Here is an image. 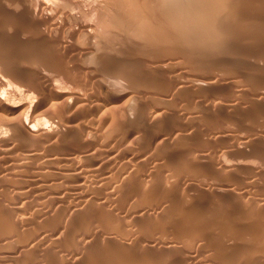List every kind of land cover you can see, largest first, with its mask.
Returning a JSON list of instances; mask_svg holds the SVG:
<instances>
[{
	"label": "rangeland",
	"instance_id": "374dc122",
	"mask_svg": "<svg viewBox=\"0 0 264 264\" xmlns=\"http://www.w3.org/2000/svg\"><path fill=\"white\" fill-rule=\"evenodd\" d=\"M2 1L3 0H0V16H1L0 18H2V19H0V22H2V23H0L1 24L0 25V30H1L0 31V33H1L0 34V39H1L0 40V47L2 49V51L0 50V52H2V55H4L5 57H8L9 56L8 57L9 59H11V58H13V59H16V58L20 59L19 58L20 57L19 55H21V57H22L25 53L27 54L28 52H30V51H26V49H28L29 47L30 48H36L38 46L37 48H39V50H40V47L42 45H45V44L47 45L48 44V43H45V42H49V40L51 39L49 36H53V35L52 34H47V33H54V30H50V27H51V24H50L51 22L49 23L50 19H49V21L48 20H45V19H43V20L41 19L42 21H39L36 17L35 18L33 17L34 19H31V16H33L32 13L36 9L34 7L35 6V2L34 3L32 2L34 0H32V1L31 0L30 1L29 0H20V2L23 3L22 6H21V4H18L19 6H15L14 4L9 3V1H7V0H5V2H2ZM54 1L57 2V4H58L57 6L55 5ZM77 1H80V0H73V1L70 0V2H72V4H74V6H73L72 4L66 5L69 2V0H67L66 2L64 1V3H61V4H60L61 1H59V0H53V1L52 0H43L44 4H46L44 6V8H43V11L45 12V11L48 10V13L47 12H45V13L46 14H49L50 13L49 15H51L54 12L59 13V16H61V17H58L57 16L59 19H57V18L55 19L56 16H54V15H58V14L55 13L53 15V19L56 20L55 22H58L59 21V23L61 22L62 24H64L65 27L67 25H69V23L71 22L70 28L72 26H73L72 28H74L75 27L74 24L76 26L78 25V24H76L77 21H80V20H82L84 18H87L85 16H88L87 19H89V20L86 19V21H93V23H95V28L93 26V29H96V28L99 29V31L94 30V32H97L98 33V34L96 33L97 36L95 35L96 37H94V38H97L98 37L97 40H99V41H97L95 39L94 40L95 41L94 43L96 44L97 42H99L98 46H101V44L103 46L105 44L103 47L106 46L105 49L107 48L106 49V52L107 53L105 52V49L104 48H103V51L105 52V57H106L105 58V61H106L105 63L107 64V66L104 65L105 64L104 62L103 63L102 62L101 63L98 62L99 63L98 66H101V67H98L96 65L98 63H96V61L94 60L93 61L94 62V65H96L97 68H100V69H97L96 66H95L93 68V70H94V72H92L93 74H90L91 76L89 75V76H87V78H85V79H88L89 77H91L90 80L88 79L89 81L86 80V82H88V83H84V84H88L89 87L91 86L88 89L92 93L88 89L86 91H89L90 95H89L88 92H83L82 91V90H85V89H82L79 92L82 95H84V93L85 94L87 93L89 95L87 98H91L90 96L93 93L96 94V95H98L97 93H99L101 91V92H103L104 95L100 92L101 95H99V96H101V97L104 98V99L102 98L104 105L106 104L107 106L109 105L108 107H110V105L113 104V105H115V106L112 105L113 108H115V107H118L119 108L118 111L121 110L120 108L122 107V109L124 111H127V113H128V110L127 109L130 108V105L133 106V107H135L138 110L141 108L140 109L141 112L136 111L137 112L136 113L137 115L135 114L136 117L133 116L136 119H134L133 117H130L129 118L128 117L129 116L128 114H126L127 116H125V112H123V110L119 112V115L122 114L121 112H123L124 113L123 116L125 118H129V120L137 121V122H135L133 124L131 123V124L132 125L138 124L139 127L137 125H134V126H136L134 128L131 127V124H129V123L127 124V122H132V121L126 120L123 117L122 118L124 120L123 119H119V117L122 116V115L118 116V114H117V117L118 118L117 119H114V118H116L114 116H116L115 114L117 112H114V114H110L111 113L110 109L112 108L111 107V108H109V110H105V112L106 111L107 112L110 111L109 114H106L105 115V123L106 124L104 123V126H103V130H104L105 127H108V129H106L108 131H105V133L106 132L107 133L106 134L104 133L105 135H107V136L104 135L105 137H107V140H105V137H104V140L106 142H103L104 140L101 137V135L93 134V135H95L94 136L95 138L94 139H90V140H93L91 142H92V144L93 143L94 144L90 146L91 147L90 149L87 148V147H85V148L83 147L82 148L83 150L80 148L82 150V152H81V150L80 149H77L78 147L76 146V151L73 152L72 148L70 149V148H68V146L70 147L72 145V142H73V144L78 143V141L77 142L74 141V139H77V138L75 136H68V135H66V139L68 137L69 140L66 141V139H64V141H63L64 143L62 142L61 144L66 145L65 148L67 147L68 149H60V151H58V153H55V157L60 158V156L63 155L62 157L65 158V157H68L69 155L72 157V154L71 153L68 154V152H71V151L73 153H76L77 151L80 150L79 152H81V155H85L84 150L86 148H87L86 150L89 151L90 154L92 153V151L95 153V150L98 151L99 153L101 151H105L106 150V152H108V154L105 152L104 154L106 156L105 155H99V156H102V157H99V160L102 159L103 157H105V159L107 158V156L110 157L109 156V152L111 154V157H113V158H114V156H113L114 153H117V152L119 153V154L118 153L115 154V157H116V155H118V157L116 159H113V158L110 159L109 163H108L107 160H105V164H103V165H105V167L101 166L102 169L105 168L104 171L102 169H100V167H99V169L98 168L96 169L97 170L96 171L97 172L96 174L101 173L100 175L98 174L99 177L97 176L98 178H96V180L100 178L99 179L100 181L99 180H97V181L96 180L91 181L92 180V177H94V176L88 177V180L91 179L90 180L91 183L89 184L90 189L88 187V192H85L87 195H89V196H86V198L89 200L88 197H91L92 196L93 198H90V200L93 201L94 198H99V197H97L99 195H97L95 197V195L99 191L101 193L102 191L104 192V190H105V194L104 195H103V192H102V194L98 193V194L102 195V196H100L102 198H99V199L101 201H104L105 200L103 202L104 203L103 205L101 204L102 202L99 201L100 203H98L97 201H95V200H98V199H95L94 200V203L93 202L91 203V202H88V200L84 199L85 197H83V199L86 200L87 203H84L85 205L82 204L83 201L81 202V200H82L81 194L83 196L84 193L81 192V194H80V191H79L80 188L78 189V187H79L78 185H79V181L80 182L82 181V183L85 182V181L83 182V180H82L85 175L82 176V179H81V176L76 177V178H80L81 179V180L78 179L77 181H76V178L75 177L71 178V181H70V179L62 178L60 173H63L62 170H63V167L64 166L62 168H60L62 166V161H58L59 159L55 158L53 160L52 157H54V154H52L53 153L52 151H54V150H51V153L50 154H49L50 151H47L46 150V152H48V153H47V155H46L45 158H47V159L42 158V157L41 158H34V161H32V164H34V165L32 167L30 165V167H29L30 169H28L29 171H31V172L28 171L29 175L24 172V178L26 177V179H28V183L29 184L26 182L27 184H26V186H24L25 183H23V187L20 186L21 188H19V189H23L24 188L26 190V193H22V192H25V190L24 191L23 190L20 191L18 189L19 190L18 193L19 194L21 193V196H22V197H20V198L18 197V198L20 200H23V199L26 200L27 199V202L25 201L26 203L25 202L22 203L24 205L21 204V202H23V201L18 200L17 197L15 199V197L12 194H11L12 196L7 195V196L12 197V198H6V196H5L6 194H3V191L7 193V191L11 189V184L6 183L5 181H3V182L0 181V185L3 186V188L0 186V188L3 189V191H1L0 197L1 196H3V197L5 196L3 199L6 198L5 200H7V201L9 200L11 203L13 202V206H11L10 202L9 203L7 202L8 204H6V203L4 204L3 202H6V201L2 200V197H1V200L3 202L0 200L1 203L4 205L3 206L2 204H0V206L2 205L0 207V211L3 213V214H1V212H0V216H2V215L4 216V217L2 216V218L0 217V223H1L0 224V226H1L0 233L3 232V234H0V264H67V263L68 264H71V263L72 264H100V263L101 264H108L110 262L111 263L114 262L113 264H117V263L118 264H124L123 262H125L127 260H129V262L127 261V262H125V264L132 263V262H133V264H148V263L149 264H151V263L152 264H211V263L212 264H254L259 259L260 260L258 261V263H255V264H264V250H263L264 249V244L262 245L263 247L261 246V244L264 243V231H262V230H264V138H263L264 137L263 136L264 135V98H262V97H264V95H262V94H264V67H263L264 66V54H263L264 51H262V50H264V38H263L264 37V33H262L261 30H259L261 28H263L262 31L264 30V24H263V22H264V8H263L264 7V0H238V2L235 1V2H237L234 5V7L236 6L235 9L237 8V6L239 8L241 6V8H240L241 10L240 9H236V10H238L237 11V14L239 13V15H240V16L239 15H236V16H238L237 17L238 19L235 18L236 16H233L232 17V15L231 16L230 15L229 16L228 15L227 16H221V15H219L220 17L218 16V19H215V20H217V23L216 24L217 25L219 24L217 26V28H219L220 31H221L220 34H219V32H217V34L220 35V36H222V37H220L218 35H216L217 37L215 35H212L213 36L212 37L211 35H209L206 38V36L204 35V37L202 36L203 38L201 40L199 38V40L201 41V42L199 41V43H203V44H199L198 42H196L198 40H195V42L194 41L190 42L191 45H190V43L188 44V42H183V43H186V44H183V46H182L181 43H182V41H184V39L181 37L180 39H183V40L181 41V43H179L178 42L179 40L176 39V37H175V36H178V38H179V34H180L179 31L181 29L180 26L182 24L180 25L178 23L176 25V26L179 25L178 28L176 26H175L176 27L175 28L174 27L175 24H174L173 26L170 27L169 30H172V28H173V30L171 32H175V35L174 36L170 35V31L169 30H167V33H166V34H168V35H170V36L173 37V42L171 44L172 39L170 38V36L167 35L168 38L171 39V40L167 39V40L170 41L171 47L168 45L169 44V41H167L168 44H167V42H165L166 41V39L164 38L165 35L164 36L161 35V37H163L162 39H160L161 38L160 36H159L160 38L159 37L156 38V39L159 38V40L160 41L162 40L161 42H164V43H161L159 40H156V41H153L154 44H153L152 41H151L152 43L150 41L147 42L146 41V37L143 38V40L146 41L145 43L142 42V39L139 40V38L136 37V36H132L133 38L130 37V34L131 33L129 34V32H134V31H132V29H134V25H137V23L134 22V21L137 20L136 10H135V13L136 14H134V12L132 13V10L135 9L133 0H129V3L132 1L133 4H131V5L134 6V9H131L130 10L131 12L129 11V15L126 16L125 18H123V17L126 14H128V12L126 14H123V12L125 13L124 10H127V7L129 6L128 5L129 4L128 3V0L127 1L121 0V1H124V2H122L123 8H122V6H121V8L118 7L120 5V3H121L120 0H116L118 2H116L115 0H111V1H115V2H112V3H111L110 0H101L102 3L100 2V0H99L100 3L99 2L96 3L97 0H91V1L85 0L86 2L84 0H81V2H77ZM82 1H84V2H82ZM106 1H109V2H106ZM138 1H140V0H138ZM160 1H163V3L166 2V4H167V0H165V1L164 0H159V1L153 0L152 2H155L154 4L156 6H159L160 4H158V3H161ZM250 1H251V3H250ZM125 2H126V5H124ZM28 3H30V4H28ZM48 3H51V4H48ZM103 3H105V4L103 5ZM83 4H85L86 6L83 5ZM93 4H95V5H93ZM100 4H101V7H100ZM111 4H113V5H111ZM27 5L29 7L32 6L31 9H29V7ZM50 5H52V6H50ZM62 5L67 6V9L65 8V6H62ZM90 5H91V7H90ZM109 5H110V8L111 9H108V8L105 9L106 7H104V6L109 7ZM144 5H145V3H144ZM161 5L158 7L159 9H161ZM165 5L162 6V9L163 10L166 7ZM251 5H252V7H251ZM259 5H263V7L260 6L259 7L260 9H258L257 6H259ZM13 6H14V8H13ZM24 6H26V7H24ZM87 6H89V7H87ZM94 6H96V7L94 8ZM97 6H98V8H97ZM1 8H3L4 10L1 9ZM23 8L25 9V12H24V9ZM53 8L56 9V11L52 12L53 11ZM91 8H94V9H91ZM21 9L23 11H21ZM26 9H28V10H26ZM64 9H65V14L66 13L69 14V15L66 14L67 16H72L71 14L75 13V14H73L72 18L70 17L72 20L68 19V17L64 14ZM77 9L79 10L78 12H76ZM81 9H83V10H81ZM98 9H100V10H98ZM118 9L121 10L120 13L116 12V11H118ZM18 10L21 11V12L19 13ZM59 10L62 11V13L59 12ZM88 10L89 11L92 10V11L89 12ZM142 10H144V12H145V9H142ZM150 10H148V11H150ZM3 11H5V12H3ZM15 11H16V13H15ZM38 11H39L38 13H42L43 12V11L41 12V8L38 9ZM49 11H51V12H49ZM98 11H99V13H98ZM101 11L102 12L104 11V12L102 13ZM106 11H108V12H106ZM148 11H146V12H148ZM1 12H3V13H1ZM44 12L42 14H44ZM151 12H149V14H143V15H146V16L147 15H150ZM160 12H162V10ZM11 13H13L14 18L11 15ZM22 13H23V15H25V14L26 15L23 16ZM79 13H80V15L78 16L77 14H79ZM89 13H90V15H87ZM101 13H102V15H100ZM106 13L108 15L110 14V16L105 15ZM130 13H132L133 15L130 16ZM243 13H244V15L245 14L246 15L244 16ZM19 14L21 16H19ZM81 14H82L83 17H81ZM113 14L114 15L116 14V16H114ZM120 14L123 15V17ZM232 14H235V13L233 12ZM6 15H8V16H6ZM96 15H97V17L99 19L96 18ZM112 15H113V17H112ZM118 15L121 16V17L119 18ZM134 15H136V18L133 17L135 19L132 18V16H134ZM257 15H259V16H257ZM62 16H64V17H62ZM74 16L76 17V19H75ZM102 16H103V18H102ZM106 16L108 17V19L106 18ZM9 17H11V19ZM25 17H27V18H25ZM115 17H118L119 19L122 18V21L120 22V26L121 27L119 26V23L117 21H115V19H116ZM130 17H131V19H129ZM228 17L229 18L232 17V18H230V20H229ZM65 18H67L70 21H68ZM78 18H82V19H78ZM110 18H113V19L115 18V19L113 20V19H110ZM126 18L129 19L128 20V23L130 21L133 24L132 26H131L130 23L128 25V23L126 21L127 20ZM242 18L243 19L246 18V19H249V20L245 21L246 20L245 19L244 21H242ZM5 19H7V20L5 21ZM12 19L13 20H17V21H13ZM35 19H37V20H35ZM73 19H74L75 22L73 21ZM151 19H154V16L152 18V15H151ZM256 19H258V20L256 21ZM259 19H261V20H259ZM23 20H24V23H23ZM10 21L13 22V23H11ZM43 21H48V22H43ZM123 21H125L127 24L125 25L123 23ZM5 22H7V23H5ZM8 22H10L11 24H9ZM33 22H34V24L37 23V25H40L42 28L41 27L37 28L38 26L36 28H34V24L33 25H30ZM219 22H221V23H219ZM222 22H224V23H222ZM241 22H243V23H241ZM87 23L91 24L92 22L91 23L90 22H87ZM122 23L124 25L123 27L121 25ZM234 23L237 24L236 27L237 26L238 27L239 26H244V24H245V28L247 27L246 29H250V28L251 29L250 30H245L244 27H242V28L239 27V29H238V27L237 28L235 27V24ZM101 24H103L104 26L101 25ZM115 24H117V25H115ZM221 24H224V25H221ZM231 24H233V26L235 27V28H233V30L235 29L234 32L232 31V28L231 27H233V26ZM257 24H258V26H257ZM18 25H20V26H18ZM24 25H27L25 28H26V30L29 29L28 31L25 30ZM91 25H93V24H91ZM112 25H114V26H112ZM189 25H192V26L191 27L190 26H187L188 29L186 28V26H184V24L182 25L183 27H185L187 29V31L189 30L188 31L189 33H188L186 31V29L184 28V30L186 31V34H184L185 31H183L184 32L183 33L184 35H187L188 34L190 36L191 35L194 36V34L197 35V33H200L201 31L207 29L206 28L207 25L202 24V22H200V21H199V24H194V26L197 25L200 28V26L203 25L202 28H200L201 31L198 30V27L197 28L194 27L193 24H189ZM248 25H250V27ZM253 25H255V27ZM44 26H47V27L43 28ZM110 26H111V28L109 29ZM118 26H119V28H118ZM126 26L127 27L128 26H131L133 28L130 30V28H127ZM224 26H225V28H224ZM203 27H205V28L203 29ZM227 27H230V28H228L229 30L227 29ZM259 27H261V28H259ZM46 28H48V31L43 30V29H46ZM52 28H54V27H51V29ZM64 28L62 30V33L64 31H67L68 30V29H64ZM120 28H122L124 30H122ZM135 28H137V27H135ZM174 28L176 30H174ZM3 29L5 31H3ZM15 29H17L19 31L15 30ZM30 29H33V30H30ZM39 29H41V30H39ZM177 29H179V30L177 31ZM236 29H238V30H236ZM243 29L245 30L244 32H243ZM256 29L258 30V32H257ZM6 30H8V32ZM9 30H11V31H9ZM22 30L26 34L23 33V32H21ZM34 30H37V34H36V32ZM42 30H43L44 34H41ZM49 30L51 32H49ZM109 30L111 31V33H110ZM192 30H194V32L197 31V33H193ZM222 30L224 31L223 33H222ZM226 30H228V31H226ZM31 31H32V34H31ZM190 31L192 32V34H191ZM247 31H253V32L250 33V32H247ZM3 32H5V33L2 34ZM33 32H34L35 36H38L39 38L38 37H34L33 36L34 35ZM101 32L103 33L104 36L106 35L107 38L104 37L106 40L103 38V35H101ZM104 32H106V33L104 34ZM124 32H125V35H127V33H128V35H127L128 37L127 36L125 37V35H123ZM177 32L179 34H177ZM246 32L249 33V34L246 35ZM259 32H261V33H259ZM7 33H11V34H7ZM67 33H69V31ZM107 33H109V34H107ZM114 33H116V34H114ZM235 33H237V34L235 35ZM243 33H245V34H243ZM12 34H14L16 37L14 36V38H13V35ZM19 34H21V35H19ZM28 34H31V35H28ZM38 34L43 35V36L40 37V35H38ZM46 34L49 35L48 36L49 38L46 36ZM133 34H131V35H133ZM171 34H174V33H171ZM228 34L230 36L231 35H233V36L230 37ZM251 34L253 36L255 35V37L253 38ZM258 34H260V35H258ZM3 35H6V36L3 37ZM61 35L63 36V34H61ZM75 35H76V38L74 37ZM75 35L73 37H74V40H77V41H74L73 38H71L72 35L69 36L66 33L64 34L65 37L64 36L63 37L61 36V37L63 39V42H64V38H67L68 37L67 40L69 39L70 42H72L71 41V39H72L73 40L72 43H73L74 47H76V48L85 47L88 42L86 41V38H85V43H84V41H82V40H84L82 38V37H84V36H82V33L81 32L79 34L78 33H75ZM206 35H208V34H206ZM249 35H251V36L249 37ZM77 36L78 37L80 36V37L77 38ZM43 37H45V39ZM100 37H101V39H100ZM112 37L114 38L115 42L117 41L118 44L114 42V40H113ZM184 37H187V36H184ZM211 37L213 39H210ZM233 37H235V38H233ZM2 38H5V39H3L5 42H3ZM19 38H21V39L18 40ZM24 38H26L27 40H25ZM41 38H43V40ZM232 38L233 39H236V40H232L233 43L231 41ZM260 38H261V40H260ZM9 39L10 40L13 39V40L10 41ZM28 39L30 41H28ZM46 39L48 41H44ZM120 39H121V41H120ZM125 39H127V40H125ZM147 39L148 40H153L154 38H152V39L147 38ZM242 39L244 40V42L243 41H240ZM14 40L16 42L15 44H14ZM35 40H37V41H35ZM67 40H65L66 41L65 43H67ZM107 41H110V42H107ZM139 41H141V42H139ZM219 41H221L220 42L221 44L220 43H217ZM238 41L240 42L241 45L239 43L237 45V42ZM253 41H255V42H253ZM29 42H33V43L31 44ZM41 42H42V44H41ZM82 42L84 43V45H82ZM129 42L132 43V45ZM137 42H139V43H137ZM158 42L160 44H158ZM204 42H206V43H204ZM234 42H236V43H234ZM26 43L28 45H25ZM75 43L80 44V45H77ZM121 43L124 44V47H123V45ZM6 44L7 45H11L13 47L15 46V47L13 48V47H10L9 46L12 49L8 50L9 48L7 47ZM12 44H14V45H12ZM35 44H37V45H35ZM135 44H137V45H135ZM141 44H145V45H143V48L144 49L142 48V45ZM177 44L180 46V48H178V45ZM195 44L199 45V47L196 46ZM210 44H211V46H210ZM228 44H230V45H228ZM250 44H253V45H250ZM254 44L257 46V49L258 50L257 49H254V51H253V47L255 46ZM16 45H18L17 48H16ZM149 45L151 46V48L149 47ZM185 45L188 46V47H186ZM201 45H203L204 47L203 48L200 47ZM260 45H262V48H261ZM4 46H5V48H2ZM22 46H23V49L24 50L21 48ZM31 46H34V47H31ZM45 46H44V48H45ZM128 46L130 47V49H129ZM133 46H135V47H133ZM192 46L195 47V48H193ZM213 46H215V47H213ZM227 46H228V48H227ZM232 46L233 47H236V48L241 46L242 48L241 47L240 48H237L238 49L237 50V49L233 48ZM256 46L254 48H256ZM41 48H43V47H41ZM134 48H136L137 50L136 49L134 50ZM139 48H141L142 50L139 49ZM156 48L159 49V50H157ZM181 48H182V50H181ZM196 48H197V50H196ZM198 48H202V49H198ZM209 48H211V49H209ZM224 48H226V49H224ZM232 48L235 49V50H233ZM150 49H152V50L150 51ZM214 49H215V51H214ZM229 49H230V51H228ZM241 49H243V52H242ZM43 50H44V54L47 53V52L50 53V54H48V55H50V58H51V56H52V58L55 56L54 59L51 58L52 61H51V59H49V61H51L52 64L55 62L53 60H56V63L58 65L59 64H65V63L70 65L72 59H73V61L76 60V62H73L72 61L73 63H77V60L79 61V60H82V58H84L81 54L79 55V53L76 50H71V51L68 50L69 52L66 51L64 53L61 52V51L58 52L57 50H55L54 52L50 51V49H48L47 51L45 49H43ZM115 50H117V52ZM139 50H141V51H139ZM178 50H180L182 52H178ZM216 50L219 53H217ZM11 51H13L14 53L11 52ZM22 51H26V52H22ZM73 51H74V53H73ZM75 51L78 54H76ZM118 51H119V53H118ZM126 51H127V53H126ZM134 51H137V52H134ZM168 51H170V52H168ZM247 51H249V52L247 53ZM259 51H261V52L259 53ZM19 52H22V54H20ZM71 52H72V57L73 58H71L69 56V55H71L70 54ZM121 52H122V54H121ZM131 52H132V54H131ZM166 52H168V54ZM190 52H193V54L190 53ZM223 52H225V53H223ZM230 52L231 53L234 52V54H231ZM241 52H242V54H241ZM253 52H256V53L253 54ZM51 53H52V55H51ZM60 53H62V54L58 57V55ZM144 53H146V54H144ZM194 53L197 56H195ZM198 53H199V55H198ZM250 53H252V54H250ZM11 54L14 55V56H10ZM37 54L38 53H36L35 55H33V57L35 56L33 58L34 59L33 61L39 62L38 64L36 63L37 66L35 65L38 68L39 66L42 67L41 65L46 62L45 60H47L46 58L48 57V55H43V53L40 52V54H42V55L38 54V56L40 55L39 56L40 58L44 57V63H42L43 62V60H42L43 58L41 59L42 61L40 60L41 61V63H40V61L37 60V59H40L39 57H36ZM223 54H225L226 58H225V56L224 57L222 56ZM255 54H257V55H255ZM2 55H0V56L2 58H4ZM62 55L64 57H62ZM133 55L136 56L134 59L132 58ZM169 55H171V57H169ZM205 55H207V57ZM212 55H214L213 56L214 58L211 57ZM230 55L231 56L233 55L234 57L233 56L231 57ZM67 56H68V58H67ZM121 56H124V57H121ZM144 56H146V57H144ZM158 56H160L159 57L160 59L158 58ZM57 57L60 58V60L59 59H56ZM61 57L64 58L65 60H67V61L68 60H71V61H68L69 63L66 62V61L63 62L64 60H61ZM91 57H93V56H91ZM148 57H149V59H148ZM178 57H180V59ZM182 57H183V59H181ZM200 57H203V58H200ZM8 58H6V59H8ZM35 58H36V60H35ZM194 58H196V60ZM218 58L220 60L223 59V58H225V59H223V60L220 61ZM237 58H238V60H237ZM123 59L127 63L122 62V61H124ZM151 59L153 60V62H152ZM199 59H201V60H199ZM202 59H204L203 60L204 63L202 62ZM226 59H228V60H230L232 62H230V61L228 62V60H226ZM233 59H236L238 63L236 62V60H233ZM58 60L60 62L61 61L62 62L61 63H58L59 62ZM109 60H111V62ZM138 60H140V61H138ZM150 60H151V62H150ZM177 60H179V61H177ZM183 60L186 61V62L184 63ZM205 60H207L206 63H205ZM259 60H261V61H259ZM134 61L136 63H139V64H137V65L134 64L135 63ZM164 61L167 62V63H165ZM197 61H199V62L197 63ZM90 62H91V58H90ZM93 62H91V64L89 63L90 65H92L91 67L94 66L92 64ZM118 62L120 64H122V65H120ZM180 62H182V63H180ZM216 62L219 63V64H216ZM222 62L223 63L226 62V63L223 64ZM128 63H130V64H128ZM168 63H170V64H168ZM221 63L224 66H222ZM230 63L231 64L234 63V64L231 65ZM235 63H236V65H235ZM109 64L110 65L112 64V66H110ZM150 64H151V66H150ZM152 64H153V67H152ZM165 64H166V69H164L165 68ZM167 64H168V66H167ZM182 64H185V65H182ZM199 64L200 65H202V64L205 65L206 64V65L205 66H203V65L200 66ZM71 65H72V63H71ZM139 65L141 67V68H139L140 70L137 68V66L139 67ZM156 65H158V67H156ZM211 65L216 66V67H213ZM229 65H230V67H229ZM120 66H122V67L120 68V71H119V67ZM131 66H132V69L133 70L130 69ZM217 66H219V67L221 66V67L219 68ZM40 67L38 68V70L40 69ZM127 67H128V70L129 71H127V69H125ZM201 67H203V68H201ZM223 67H225L226 69L223 68ZM103 68L104 69L106 68V69L104 70ZM135 68H137V70ZM161 68H163V69H161ZM206 68H208L207 70L209 72L206 71V70H204ZM101 69H102V71H101ZM108 69H109V72L107 71ZM124 69L126 71H124ZM154 69H156V71ZM191 69H193V70H191ZM197 69H199V70H197ZM114 70H115L116 73L114 72ZM141 70H142V72H141ZM132 71H134V72L132 73ZM149 71H151V72H149ZM161 71H162V73H161ZM202 71H204V73L206 72L205 73L206 75ZM111 72H114V74L111 73ZM123 73H125V74H123ZM147 73H149V74H147ZM237 73H239V74H237ZM244 73L245 74L247 73L246 74V77H245V74ZM135 74H137V75L139 74V75L137 76ZM151 74L153 76L152 79L150 77ZM194 74H195V77H194ZM134 75H135V77H134ZM148 75H150V76L148 77ZM202 75H203V77H202ZM25 76L27 78H31L32 77V76L28 77L29 75H27V74H25ZM102 76H103V78H102ZM115 76H117L118 78L115 77ZM123 76H125V77H123ZM128 76H129V79H125ZM105 77L109 78L110 80L107 79V78L105 79ZM112 77H114V78L112 79ZM205 77H207V78H205ZM209 77H211V78H209ZM96 78L98 80H96ZM99 78H101L102 80L99 79ZM122 78H123V80H122ZM143 78H145V79H143ZM148 78H149L150 83H149V81H147ZM153 78H155V79L158 78V80L157 79L156 80L159 81L160 83H158L155 79H154L155 80L154 81ZM185 78H186V81H185ZM190 78H192V79H190ZM214 78H215V80H214ZM238 78H239V80H238ZM117 79L120 82L122 81L121 84H119V82L117 81ZM167 79H171L173 81H170V80H167ZM174 79H176L175 80L176 82L174 81ZM196 79H198V80H196ZM212 79H213V81H212ZM134 80H137V81H135L136 83L135 82H132ZM191 80H192V82H191ZM210 80H211V82H210ZM58 81L60 82L59 79H58ZM99 81H101V82H99ZM129 81H131V82H129ZM196 81H198V83ZM233 81H234V83L236 81H238V82L240 81L239 82L240 83V86L237 87L238 89H236V87H234ZM104 82L106 84H103ZM183 82H185V83H183ZM204 82H206V85H203ZM126 83L129 84V85L127 86ZM155 83L156 84L158 83V85H156L157 87H153V86H155ZM189 83L191 85H189ZM195 83H197V84H195ZM200 83H201V85H198ZM241 83H243V84H241ZM58 84H61L62 85L61 82L58 83ZM111 84H113L114 86H112ZM116 84H118L120 86H118ZM133 84L134 85L136 84V85L133 86V87H130ZM144 84H146V85H144ZM137 85H138L139 89L134 88V87H137ZM86 86L87 85H85V88L88 87V86L87 87ZM161 86H162V88H161ZM175 86H177V87H175ZM200 86H201V88H200ZM59 87H60V85H59ZM64 87H65V85H64ZM64 87H62V88H64ZM94 87H96V89ZM113 87H115V88H113ZM240 87H242V89H240ZM101 88H103V90H101ZM112 88H113V90H112ZM123 88H126V89H123ZM132 88H134V90ZM154 88H155V90H154ZM178 88H179V90H177ZM182 88H184V89H182ZM166 89H167V91H166ZM168 89H169V91H168ZM197 89H199V90H197ZM122 90H123V92L118 93L119 91H122ZM94 91H96V92H94ZM114 91H115V94L116 95L113 94ZM173 91H175V92H173ZM193 91H196V93L193 92ZM106 92H107V94H106ZM137 92H139V93H137ZM109 93H110V95H109ZM160 93H162L163 95L160 94ZM254 94H256V95H254ZM164 97H165V99H164ZM260 97L263 100L260 99ZM162 98L165 101L164 100L162 101ZM256 98H258L259 100L256 99ZM158 99L161 101V105H159L160 101ZM210 99H214V100H210ZM213 101L214 102H217V103H214ZM150 102H151L152 105L149 104ZM211 102H213L214 104L211 103ZM156 103H157V105H155ZM207 103H209V104L207 105ZM227 103L228 104L232 103V104L229 105V106L227 105L228 108H226V104ZM153 104L156 107H154ZM106 105H105V107H106ZM163 105H165V106H163ZM206 105H207V107L209 106V108H207ZM46 106L47 105H44L41 109L43 110V108L46 107ZM141 106L143 108L147 107V108H145L147 110H148V108L149 109H156L157 106H159L157 108L158 109V112H160L162 110V112H161L162 114H160L161 116L158 117L157 120L154 119L155 120L154 122H152V121H146L145 119H143L146 122V123L145 122L143 123L141 117L144 116V113H145L144 110L145 109H143ZM198 106H200V108ZM51 107L52 106H50L48 108L49 111H52V110H50ZM53 107H55L56 109L58 108L57 106H53ZM108 107H106V108L108 109ZM123 107H125V108L127 107V108L125 109ZM204 107H206V109H203ZM55 108H52L54 110H53V112H50L51 114L56 111ZM85 108L86 107L79 108V110L75 111V115L74 116H77L78 118L77 119L75 118L76 121L74 120V123L75 122H78L79 119L81 120V118L85 122L86 119H89V117H91L92 114L91 115L86 114L87 117L86 116L84 117L82 115L85 112V110H86ZM82 109L83 110L85 109V110L83 111ZM200 109H202V110H200ZM48 110L47 111L44 110V111H46L47 113H49ZM114 110H117V109H113L112 111H114ZM143 111H144V113H143ZM46 112L45 113H42V112L40 113L38 111V113H40V115H38V116H41L42 114H46ZM76 113H79L82 116H80L79 114L76 115ZM142 114H143V116H141ZM137 116H140V117H137ZM111 119L117 120L119 122L121 120L120 123L123 122L122 123L123 124L122 129L124 127L125 130L123 129L124 131H122V129L120 128L121 127L120 125H122V124H120L119 122H116V121L114 122L113 120L111 121ZM82 122H81V125H82ZM112 122H114V123H112ZM141 122L143 124H145L146 126L149 123V127L144 126L143 124H141ZM150 122H151L152 125L150 124ZM111 123L112 124H116L117 123V125L119 126L120 129L118 130V126L115 125L114 127H117V131L116 130L115 131L114 130H111L112 128H109V126H111L110 125ZM77 124H80V123H77ZM75 126H76V123L73 126L74 127V130L75 129L78 130V128L80 127V125L77 126L78 128L77 127L75 128ZM126 127H127L128 131H126L127 130ZM137 127H138V129L140 128V130H141V131L139 130L141 132L140 134H139L138 130H136ZM133 129H135V130H133ZM111 131L115 132V135L114 136L117 135L116 138L115 137H112L113 138L112 139L110 137V136H113V134H114L113 132H112L113 134L109 136V134H111L110 133ZM120 131L122 133H119V136H118V133L117 132H120ZM133 131H134V133H133ZM123 132H124V134H123ZM182 132H184V133H182ZM178 133H179V136H178ZM122 134H123V138L121 137ZM169 135H172V136H169ZM175 135H176V137L174 138L173 136H175ZM97 136H99L98 139H97ZM72 137H75V138L73 139ZM156 137L158 139H155ZM164 137L167 138V139H164ZM121 138L123 140H125V141L121 140ZM150 138H152V140ZM159 138H160L161 141H163L160 144L156 143V142L159 141ZM130 139H132V141H130ZM168 139H169V141H168ZM172 139H174V140L171 141ZM70 140H72L71 141V145H69V143H67ZM99 140H100V143L103 142L104 145L106 143L105 146L103 144H101V145H103L102 148L104 147L105 149L104 148L103 149L102 148H99L101 146L99 144ZM113 140H115L114 142L116 144L113 142ZM164 140L167 143H169V144H167L166 142H164ZM243 140H245V141H243ZM107 141H110V142H107ZM127 141L129 143V145H128ZM151 141H152V143H151ZM161 141H159V142H161ZM240 141H241V143L244 146L240 144ZM117 142H119L120 144L118 145ZM122 142H124V143H122ZM130 142H133L134 144L133 143L131 144ZM97 145L99 146L98 147L99 149L96 147ZM121 145H124V146L128 145L129 147L126 146L127 149L125 148V151H124V147H121ZM130 145H132L131 147H133L134 150H133V148L130 147ZM45 146L46 147L44 149L42 148L40 151L45 150L50 145L45 144ZM162 146H164V147L162 148ZM166 146H168V147H166ZM242 146L245 149H243ZM93 147L94 148L96 147L95 150H92V149H94ZM154 147H156L157 149H159L158 147H161V148L159 150H157L156 148L154 149ZM128 148H130V151L128 150ZM168 148H169V150H168ZM174 148L176 149V151H174L175 150ZM100 149H101V151H100ZM153 149H154V151H153ZM67 150H68V152H66ZM167 150L168 151H172V152H168L169 154L168 153H165ZM61 151H62V153H61ZM63 151H64V153H63ZM87 151H86V153H87ZM134 151L137 154H135ZM54 152H57V151H54ZM111 152H113V153H111ZM59 153H61V155ZM152 153L155 154V155H153ZM162 153H164L165 155L164 154L162 155ZM180 153H182V154H180ZM58 154H59V157H58ZM96 154H97V152H96ZM170 154H171V156L168 157L167 155H170ZM81 155L79 153V155H76V156L73 155V156H75L74 157L75 159H78L77 156H81ZM137 155H138V157H137ZM195 155H197V156H195ZM139 156L141 158H143V159L141 160V158ZM179 156H181V158ZM190 156H193V159ZM133 157L134 158H139V159H134ZM197 157H198V159H197ZM155 158H157V159H155ZM172 158H173L174 161L171 160ZM182 158L184 160H182ZM194 158L196 159V162H195ZM147 159L150 161L148 164H147V161H146ZM220 159L223 160V161H221ZM128 160L130 162V165H128ZM143 160L146 163V167L147 166H150V167H147V169H145V167H144L145 164H144ZM75 161L76 162L78 161L77 164H75V166L76 165L78 166L80 164L78 166V169H80V167L81 166H84L85 163H87L89 160H84V158H83V161H85V163L84 162L82 163V161H80V160H75ZM75 161H73V163ZM79 162H81V163H79ZM111 162H113V164ZM114 162L117 163V164L118 163L120 164V165H117L118 168L116 167V164ZM123 162H124V164L122 165L121 163H123ZM238 162H241V163H238ZM179 163H182V164H179ZM228 163H229V165H228ZM152 164H153V166H152ZM175 164H177L178 168L176 167ZM124 165H127V166L125 168H123ZM167 165H168V167H167ZM219 165L220 166L221 165L222 166L224 165L223 167H225L227 169H224L222 166L220 167ZM71 166H68V167L72 168V171H73V169H76L77 168V167L75 168L74 166H73L74 167L73 168ZM128 166H130V167L128 168ZM169 166H171L173 170H171V167H169ZM232 166H234V167H232ZM131 167L136 168V170L134 171V169H132ZM151 168H153V169H151ZM174 168H176V169H174ZM231 168H232V170H231ZM78 169H76V170H78ZM122 169H124V170L126 169L125 170V173L122 172V171H124ZM131 169H132L133 172H131V171L128 172V170H131ZM98 170H100V171H98ZM149 170L153 171L154 173L151 172V171H149ZM72 171L70 170V174L73 173ZM102 171L105 172V173H103ZM118 171L121 172V174L118 173ZM26 172H27V170H26ZM57 172H59L60 175L58 174V175H56L57 176L56 177L55 174ZM126 172H128L129 174L126 173ZM134 172H135V174H134ZM142 172L144 174H140ZM147 172H149V174L151 176H153V177L151 178L150 175L148 176L147 175ZM172 172L175 173V174H173ZM123 173H124V175H122ZM131 173H133L135 175V177L133 178L134 180H132V181H131L132 178L130 177ZM87 174H88V172L86 173V175ZM116 174L119 177V178L118 177L115 178L116 180L119 179V181H120L121 178L123 177V179H122L123 182L124 183L126 182V185H125L126 187L125 188L121 186V188L116 189V191L117 190H121L120 191L121 193H122V191L123 192L125 191L124 193L126 195L127 192H129V191H132L133 192V190H134L135 193L132 194L131 192H129V195H131V196L135 195V196H133L132 198H130L131 197L130 196L128 198L129 195L128 196L122 195L124 193L119 194V195L116 196V194L120 193L118 191L115 192V193L113 192L115 195L114 194H110L111 193L110 190L116 188L114 186V185H116V183L114 181H112V182L108 181V178L110 179L111 178L110 176H114V175L116 177ZM127 174L129 176H126ZM133 174H132V176H134ZM188 174L191 177V179L188 176ZM164 175H165L166 178L165 177L163 178ZM120 176H122V177L120 178ZM167 176H170V178L167 177ZM0 177H2V176H0ZM70 177H72V176H70ZM102 177H103V179H102ZM148 177H150V178L149 179H145V178H148ZM3 178H0V180L1 179L3 180ZM55 178H57V179H55ZM58 178L60 179V182L58 181L59 180ZM61 178L63 180H65L67 184L68 183L70 184L72 182L71 185H74L75 188L73 186L66 185L65 184V181H63ZM125 178H128V179L130 178V180L125 179ZM26 179H25V181H27ZM124 179L126 181H124ZM141 179H143V180H141ZM152 179L154 181H152ZM156 179H160V180H156ZM172 179H174V180H172ZM5 180H7V179H5ZM88 180L86 179V182ZM112 180H114L113 177H112ZM127 180H128V182H127ZM62 181L64 182V184H63ZM90 181H88V183ZM143 181H145V182L147 181L148 183L146 182L147 184H145V182H143ZM151 181H152V184H151ZM7 182H10L11 183V180L10 181H7ZM100 182H103L105 184H103V186H100L99 187L98 185H102ZM142 182L146 186L143 185V187H141V185L143 184ZM3 183L5 185H3ZM98 183H100V184H98ZM124 183L121 184V185L124 186ZM75 184L77 186H75ZM111 184L115 188H112V185ZM155 185L158 186V187H156ZM5 186H8L9 188L8 187L6 188ZM152 186H155V187H152ZM161 186H162V188H161ZM96 187H98V188L96 189ZM101 187L103 189H101ZM136 187H139L140 189L139 188L136 189ZM142 188H144L146 191H143ZM156 188H157V190H156ZM90 190L93 193L92 192H89ZM106 190H108L110 193L108 191H106ZM126 190H129V191H126ZM136 190L139 191V193H140L139 195L137 194L138 191H136ZM141 190L143 192H145L144 193L145 195H143V192L142 193L140 192ZM225 190L228 193H226ZM148 191H149V193H147ZM229 191H231V192H229ZM94 192H96V193H94ZM106 192H108L107 195H111V196H107L106 195ZM157 192H159V193H157ZM236 192H239V193H236ZM78 193L80 195H77ZM232 193L235 196H233V195L231 196ZM9 194H10V192H9ZM24 194H27V195L25 196ZM36 194L38 196L40 194V195H42V197H37ZM158 195H159V197H158ZM103 196H105V198ZM122 196H124V199L122 198ZM141 196H144V197H141ZM36 197L38 199H36ZM110 197H111L112 200L109 199ZM114 197H115V201L113 200ZM116 197H119V198L117 199ZM145 197L147 198V200H144V199H146ZM79 198H81L80 201L78 200ZM103 198H104V200H103ZM106 198H107V200H106ZM126 198H127V200H125ZM34 199H36V200H34ZM116 199L118 201H116ZM245 199H247V200L245 201ZM29 200L31 201V203H30ZM120 200H123L122 201L123 204L120 203L121 202ZM106 201L108 202V204L105 203ZM111 201H114V202H111ZM75 202H76V205L73 204ZM96 202H97L98 206H104L105 209L103 207H96L97 206L95 204ZM112 203L115 204V205H117V206L114 205L116 207L115 210L113 209L114 207L113 208H110V207L113 206ZM119 203H120V205L122 207H120ZM19 204H21V205H19ZM72 204L75 205V207L78 204H80V205H78V206H80L82 208L81 211H80V213L83 211L84 206H87V208L89 207V210L86 211L87 208L85 207V210L83 211V213H81V214L79 213L80 215L78 213H76L77 215L74 214L76 216L73 215L72 217L74 219H72V217H71V219L73 221L72 224H75V227L74 228H71L70 230H68L70 228V226L72 225L71 223L67 225V223L71 222L69 220L70 218H68V213L71 210L75 209V207ZM88 204H90V205L95 204V205H92L93 207H90V205L88 206ZM6 205H8V206H6ZM71 205H72V207L70 208ZM108 205L110 207H108ZM78 206H77V208H79V210H80V207H78ZM146 206H147V208H146ZM150 206H151V208H149ZM66 207H68V208L66 209ZM117 207H118V209L119 208L120 209L117 210ZM69 209H71V210H69ZM132 209H134V210H132ZM218 209H219V211H218ZM63 210H65V211H63ZM105 210H107V211H105ZM112 210H114V212H112ZM242 210H244V211H242ZM11 211L14 212L15 214L12 213ZM117 211H119V212H117ZM143 211L144 212L147 211V212L144 213ZM241 211H242V213L243 212L244 213L242 214ZM63 212H66L64 214L67 217L66 219H68L69 221H67L65 219V216L64 217H61L64 214H60V213H63ZM97 212H98V214H97ZM135 212H137V213H135ZM141 212H143V214ZM250 212H251V214H250ZM18 213H19V215H18ZM88 213H89V215H88ZM101 213H103V214H101ZM104 213L107 214V215H105V218H106V216H108L107 219L104 218V216H103ZM182 213L185 214V217H184V214H182ZM235 213H236V215H235ZM59 214H60V217H58ZM95 214H97L98 216L95 217L94 216ZM110 214H112V215H110ZM119 214H120V216H123L125 219L123 217H120ZM121 214H124V215H121ZM133 214H134V216H133ZM138 214H139V216H138ZM227 214H229L231 216H229ZM22 215H24L25 217L26 216L27 217L29 216L30 218L27 221L28 222L27 224L24 223V224L21 225L20 228H18V230H17L18 233H17V231L15 229H13V227L10 228V226L8 225L10 223H8V222H11L12 221L11 224L13 226V224L15 223V221H13V220L14 219H17V218L21 219L19 216H22ZM100 215H102V216H100ZM126 215H127V217H126ZM180 215H182V216H180ZM11 216H12L13 219L11 218ZM14 216H16V217H14ZM85 216H89V218L92 219V220L90 221V219H88ZM90 216H94L95 220H93L94 218L93 217H90ZM189 216H191L192 218H190ZM243 216L244 217L247 216V217L244 218ZM257 216L259 217V220L256 219ZM57 217L60 220H57ZM180 217H181V219H180ZM235 217H236V219H235ZM10 218H11V220H10ZM63 218H64V220H63ZM75 218L78 221H76ZM97 218H98V220H97ZM99 218H104L105 221L102 220V219L99 220ZM120 218H122V219H120ZM248 218L249 219L251 218L250 221H252V222H250ZM19 219H18V222L20 221ZM84 219H86V220H84ZM206 219H208V220H206ZM209 219H211V220H209ZM212 219H215V221L216 220L217 221L212 223V221H213ZM244 219H246L247 221L244 220ZM7 220H10V221H7ZM65 220H66L67 223L60 225L61 226V228H60L59 227V224H58L59 222H57V221H60V223H61V222L65 221ZM88 220L90 222H87ZM108 220H111L113 223L111 221H108ZM242 220L244 222H246V223H244ZM5 221H7V222L5 223ZM54 221H55V224L56 225H54ZM239 221H242V222H239ZM237 222H239L241 225L239 223H237ZM249 222H250V225H249ZM110 223L112 225H115V226H112ZM220 223L223 224V225H225V226H223V225H222L223 227L222 226H219V225H221ZM4 224H6V226ZM181 224H183V225H181ZM246 224L248 226H246ZM65 225H67L69 228L66 227ZM178 225H180V226L178 227ZM189 225H193V226H191L192 228ZM208 225H209V228L207 227ZM3 226L5 227V230L7 229L6 231L3 230ZM54 226L55 227L58 226L60 229L58 227L56 229ZM77 226H79V229H78ZM181 226L186 231H182L183 229L180 228ZM204 226L207 227V228H205ZM242 226H243V229H242ZM249 226L252 227L253 229H251ZM64 227H66V228L63 230L62 228H64ZM185 227H187V228H185ZM195 227L196 228H199L198 231L200 233L199 232L198 233L195 232V231H197L195 229ZM221 227H222V229L220 230ZM21 228H22V230H20ZM83 228H85V229H83ZM188 228H190V230ZM259 228H261V229H259ZM8 229H11V230H8ZM75 229L76 230L78 229V231H76ZM80 229H81V231H79ZM205 229H207V230L205 231ZM208 229H210V230H208ZM249 229H251V231ZM1 230H2V232H1ZM13 230H15V231H13ZM179 230H181V231H179ZM191 230H194V231L191 232ZM224 230H225L226 233L224 232ZM9 231H10V233H9ZM53 231H55V232H53ZM60 231H62L61 233L64 232L63 233L64 235H61V236H60V234L58 235V233H60ZM213 231H214V233H213ZM204 232H207V233H204ZM216 232H217V234H216ZM37 233L39 235H37ZM53 233H54V235H52ZM190 233L194 234V237L195 238L192 236V239H191V234ZM78 234H80V235H78ZM200 234H202V235H200ZM223 234H224V236H223ZM33 235L34 236H38V237L35 238ZM56 235L58 237L60 236L61 239L60 238L59 239L58 238H55ZM71 235H73V236L74 235H77V237L76 236H74V237H76V239L77 240L79 239V240L78 241L75 240V238L73 236L70 237ZM86 235H88L89 237L86 236ZM187 235H189V236H187ZM204 235L207 236L206 237L207 240H205L206 238H205ZM216 235L220 236L221 239H220V237H218ZM257 235H258V237H257ZM200 236H201V238H205V239L199 238ZM211 236H213V237H211ZM225 236H227V237H225ZM238 236L241 238L240 241H239L240 238ZM255 236L257 237L256 239H254ZM79 237L86 238L87 239L86 241H88V239H90V240L88 242H86L85 239H81ZM214 237H218V238L215 239ZM230 238H233V239H230ZM252 238H253V240L255 242L252 240ZM29 239L32 240V241L31 240L30 241L33 242V244L36 242L34 246L32 245L33 247L32 246H30V247L27 246L28 248H31L32 247V249H30V250L29 249H25L27 247H25V245H24V243H26V240L29 241ZM33 239L34 240H38L40 242L34 241ZM80 239L82 240L81 242H83L85 246L83 245V247H81V248L78 249V247L82 246V244H83V243L81 244L79 242ZM195 239H196V241H195ZM210 239L212 240V242H211ZM218 239L221 240L222 243ZM71 240H74L76 242L72 241V242H74V243H72ZM185 240H186L187 243L185 242ZM191 240H192V242H191ZM234 240H235V242H234ZM224 241H226V242H224ZM77 242H78V244L79 243L80 244L76 247L74 244L75 243L77 244ZM152 242H153V244H152ZM245 242H249V243H245ZM169 243L170 244L173 243L172 245H174V244L175 245L171 248L172 245L169 246V247L167 246V245H170ZM198 243H200V244H198ZM218 243H220L221 245L218 244ZM225 243H227V245ZM26 244L27 245H30L31 243L29 244V242H28ZM159 244H162V245H159ZM190 244H193V245H190ZM208 244H210V245H208ZM213 244L214 245L216 244V246H214ZM254 244H256V245H254ZM88 245H90L91 247H88ZM150 245L153 246V248L150 247ZM189 245H190V247H189ZM94 246H96V247H94ZM196 246H198V247H196ZM211 246L213 247L214 250L212 249ZM259 246H260V248H259ZM23 247H25V248L23 249ZM92 247H93L94 250L92 249ZM191 247H192L193 250L191 249ZM231 247H233V248L231 249ZM105 248H108V249L106 250ZM187 248H188V250H187ZM80 249L81 250H84L85 255H84V253ZM96 249H99L100 251L99 250H96ZM113 249H115V251ZM116 249L118 250L117 252H116ZM123 249H125V250L123 251ZM256 249L258 251H256ZM90 251H91V253L89 254ZM101 251H102V253H101ZM126 251H128V252H126ZM188 251H191V253H189ZM195 251H198V252H195ZM218 251L221 252V253H219ZM223 251H225V252H223ZM71 252H74V254H75L76 257L79 256L80 253L83 256H79V258H78L79 260H78L77 258H74V256H72L74 254L71 253ZM76 252H79V253H76ZM95 252H96V254H95ZM118 252H120V253H118ZM122 252H124V253H122ZM125 253H126L127 256L125 255ZM100 254L102 256H99ZM107 254H109V255H107ZM118 254H120V255H118ZM131 254H132V256L135 255L134 258L132 256H130ZM216 254H217V256H216ZM237 254L240 255V256H238ZM220 255L222 257L224 256L222 261H221V258L222 257ZM241 255H243V256H241ZM69 256L71 258H74L75 263H73L74 261H71V258ZM85 256L90 257V258H87ZM105 256L107 257L106 259H105ZM125 256L127 257V259H125L126 258ZM212 256H214V257H212ZM228 256L229 257L232 256L231 259H229ZM258 256H260V257L257 258ZM91 257H93V258L91 259ZM139 257H141L142 259H139ZM185 257H187V258H185ZM241 257H242V259H241ZM249 257H252V258H249ZM67 258L68 259L70 258V261L71 262H69L67 260ZM85 258H87V259H85ZM109 258L110 259H113V262ZM114 258L116 260H119V261H114L115 260ZM120 258H122V259H120ZM131 258H133V259H131ZM136 258H138L141 263H139L138 259H136ZM211 258H214V259L212 260ZM218 258L220 259L219 262H218V260H219ZM93 259H94V261H93ZM95 259H97V260H95ZM98 259H99V262H98ZM100 260H102V261H100ZM66 261H68V262H66ZM85 261H88V263H85ZM244 261H246V262H244ZM78 262H81V263H78ZM94 262H96V263H94Z\"/></svg>",
	"mask_w": 264,
	"mask_h": 264
},
{
	"label": "bare ground",
	"instance_id": "6f19581e",
	"mask_svg": "<svg viewBox=\"0 0 264 264\" xmlns=\"http://www.w3.org/2000/svg\"><path fill=\"white\" fill-rule=\"evenodd\" d=\"M7 1H9V3H11V4H14L15 6H19L18 4H21V6H22V4L23 3H21L20 2V0H7ZM30 1V0H29ZM32 1V0H31ZM53 1V0H52ZM59 1H61L60 2V4L61 3H64V1L66 2L67 0H59ZM71 1H73V0H71ZM85 1V0H84ZM84 1H82V2H84ZM88 1H91V0H88ZM111 1V0H110ZM116 1V0H115ZM115 1H111V3L112 2H115ZM124 1H127V0H124ZM124 1H121L120 0V5L118 6V7H120L121 8V6H122V8H123V5H122V2H124ZM142 3H141V2ZM140 1H138V0H133V3H134V6H135V9H134V6H132L131 4H133L132 3V1L129 3V0H128V5L130 6H126L127 7V10H124L125 11V13L123 12V14H126L127 12H128V14H126L124 17H123V15H121L123 18H125L126 16H128L129 15V11L131 10V9H134V10H132V13L134 12V14H136L137 13V20L136 21H134L135 23H137V25H134V29H132L133 27H131L133 24L129 21V23L131 24V26H126L127 28H130V30L132 29V31H134V32H129V34L131 33V34H133V35H131L130 34V37L131 38H133L132 36H136V37H138L139 38V40L140 39H142V42H153V41H156V40H159V38L161 37V35L162 36H164V38L166 39V41L165 42H167V41H169V40H171L172 39V41H171V44H172V42H173V37L172 36H174L175 35V32H171L172 30H173V28H172V30H169L170 29V27L171 26H173L174 24V27L179 23L180 25L182 24H184V26H186V28H187V26H192V25H189V24H193V26H194V24H199V21L200 22H202V24H205V25H207V29H205V30H203L205 27H203V31H201L200 30V28H202V26H200V28L197 26V25H195L194 27H198V30H200L201 32L200 33H197V31L196 32H194V30H192L193 31V33H197V35H195L194 34V36L193 35H184V34H186V31H187V29L185 28V27H183L182 25L180 26L181 27V29H180V31H179V33L177 32V34H179V38H178V36H175L176 37V39H178L179 41V43H181V41L184 39V41H182V46H183V44H186V43H183V42H188V44L190 43V42H192V41H194L195 42V40H198V41H196V42H198L199 43V41L204 37V35L206 36V38H207V36H209V35H218L217 34V32H219V34H220V29L219 28H217V26L219 25H217L216 23H217V20H215V19H218V16L219 15H221V16H231L232 15V17L233 16H236V15H239V13L237 14V11L238 10H236V9H240L241 8V6H240V8L237 6V8L235 9V7H234V5L238 2V0H167V4H166V2L165 3H163V1H160L161 3H158V4H162L161 5V9H159L158 7L160 6H156L154 3L155 2H152L153 0H140ZM155 1H159V0H155ZM165 1V0H164ZM169 1V2H168ZM235 1H237V2H235ZM2 2H5V0H3ZM33 3L35 2V11L32 13V15L33 16H31V19H34L35 17L39 20V21H42L43 19H45V20H48L49 21V19H50V21H49V23L51 24V27H54V28H52L51 29V27H50V30H54V33H47V34H52L53 36H49V35H47L46 34V36L48 37H50L51 39L49 40V42H45V43H48L46 46L45 45H42L41 47H43V48H41L40 47V50H39V48H37L36 46V48H30L29 46V48L28 49H26V51H30V52H28L27 54L25 53L22 57H21V55H19L20 57V59H18V58H16V59H13V58H11V59H9L8 57H5L4 55H2V52H0V55H2L4 58H2L1 56H0V176H2V177H0V178H3V180L1 179L0 181H5L6 183H8V184H11V189L10 190H8L7 191V193L6 192H4L3 191V189H1L0 190V194H1V191H3V194H6L5 196H6V198H12V197H9V196H7V195H10V196H14L15 197V199H16V197H17V199L18 200H20L19 198L20 197H22L21 196V193L19 194L18 192H19V190L20 191H24L25 189L23 188V189H19V188H21V187H23V183H25V185L24 186H26V184L28 183V179H26V177L24 178V172L26 173V174H28L29 175V173H28V169H30L29 167H30V165H31V167L34 165V164H32V161H34V158H45L46 157V155H47V153L48 152H46V150L47 151H50L49 152V154L51 153V150H54V151H57V152H54V151H52L53 153L52 154H54V157H52L53 158V160L55 159V158H57V157H55V153H58V151H60V149H68V148H72V150H73V152L74 151H76V146L78 147L77 149H82L83 147L85 148V147H87V148H91L90 146L91 145H93L92 144V142L91 141H93V140H90V139H94L95 137V135H93V134H97V135H101V137L103 138V140H104V137L105 136H107V135H105L106 133H105V131H108V130H106V129H108V127H105L104 128V130H103V126H104V123H105V115L106 114H109V112L111 111V113L110 114H114V112H117L115 115L116 116H114V117H116V118H114V119H117L118 117H117V114H118V116H120V115H122V116H120L119 117V119H123V118H125L124 116H123V112H125V116H127L126 114H128L129 116V118L130 117H133V116H135V114L137 113L136 111H138V112H141L140 111V109L138 110V109H136L135 107H133V106H131L130 105V108L129 109H127L128 110V113H127V111H124L123 109H122V107L120 108L121 110H119L118 111V107H115V108H113V106H115V105H110V107H108L106 104V107H108V109L105 107V105H104V103H103V97H101V96H99V95H101L100 94V92L99 93H97L98 95H96V94H92L90 97L91 98H87L89 95H90V93H89V89L88 88H90L89 86H88V84H84V83H88V82H86V80L87 81H89L90 80V78L91 77H89L88 79H85V78H87V76H89L90 74H93L92 72H94V70H93V68L97 65H99V63H105L106 61H105V52H106V49H105V47H103L102 46V44H101V46H98V44H99V42H97V41H99V40H97V38H94V37H96L97 35H96V33L97 32H94V30H97V31H99V29L98 28H96V29H93V26H94V28H95V23H93V21H86V19L88 18V16H85V17H87V18H84V19H82V18H78V19H82V20H80V21H77L76 22V24H78L77 26L74 24V28H70V24H71V22L69 23V25H67L66 27L64 26V24H62L61 22L59 23V21L58 22H55L56 20H54L53 19V15L56 13V12H54V11H56V9H54L53 8V11L52 12H54V13H52L51 15H49V14H46L45 12H47L48 13V10L47 11H43V8H44V6L46 5V4H44V2H43V0H34V1H32ZM75 2V1H74ZM73 2V3H74ZM77 2H81V0L80 1H77ZM76 2V3H77ZM86 2V1H85ZM93 2V1H92ZM97 2H99V0H97L96 1V3ZM100 2L102 3V1L100 0ZM99 2V3H100ZM104 2V1H103ZM106 2H109V1H106ZM116 2H118V1H116ZM235 2V3H234ZM263 2V1H262ZM261 2V3H262ZM46 3V2H45ZM54 3H55V5L57 6L58 4H57V2H55L54 1ZM89 3V2H88ZM144 3H145V5H144ZM240 3V2H239ZM250 3H251V1H250ZM254 3V2H253ZM4 4V3H3ZM28 4H30V3H28ZM44 4V5H43ZM48 4H51V3H48ZM66 4V3H65ZM69 4H72V2H70V0H69V2L66 4V5H69ZM87 4V3H86ZM105 3H103V5H104ZM117 4V3H116ZM124 4V3H123ZM157 4V5H158ZM166 6L165 7V9L163 10L162 9V6H164V5ZM247 4V3H246ZM7 5V4H6ZM73 6H74V4H72ZM71 5V6H72ZM83 5H85V4H83ZM93 5H95V4H93ZM107 5V4H106ZM111 5H113V4H111ZM124 5H126V2H125V4ZM253 5V4H252ZM252 5H251V7H252ZM3 6V5H2ZM8 6V5H7ZM28 6V5H27ZM50 6H52V5H50ZM62 6H65V5H62ZM86 6V5H85ZM246 6V5H245ZM260 6H262L263 7V5H259V6H257L258 7V9H260L259 7ZM24 7H26V6H24ZM29 7V6H28ZM32 7V6H31ZM31 7H29V9H31ZM49 7V6H48ZM83 7V6H82ZM87 7H89V6H87ZM90 7H91V5H90ZM93 7V6H92ZM96 6H94V8H95ZM100 7H101V4H100ZM104 7H106L105 9H111L110 8V5H109V7H107V6H104ZM112 7V6H111ZM117 7V6H116ZM115 7V8H116ZM117 7V8H118ZM250 7V6H249ZM255 7V6H254ZM7 8V7H6ZM13 8H14V6H13ZM41 8V12L43 11L44 12V14H42V13H38L39 11H38V9H40ZM47 8V7H46ZM60 8V7H59ZM58 8V9H59ZM65 8L67 9V6H65ZM72 8V7H71ZM81 8V7H80ZM94 8H91V9H94ZM97 8H98V6H97ZM103 8V7H102ZM245 8V7H244ZM264 8V7H263ZM1 9H3V8H1ZM8 9V8H7ZM20 9V8H19ZM24 9V8H23ZM57 9V10H58ZM74 9V8H73ZM88 9V8H87ZM90 9V8H89ZM142 9H145V12H144V10H142ZM151 9V10H150ZM235 9V10H234ZM249 9V8H248ZM4 10V9H3ZM10 10V9H9ZM26 10H28V9H26ZM45 10V9H44ZM51 10V9H50ZM61 10V9H60ZM59 10V12H61L62 13V11H60ZM75 10V9H74ZM81 10H83V9H81ZM98 10H100V9H98ZM135 10H136V13H135ZM148 10H150V11H148ZM162 10V12H160V11ZM241 10V9H240ZM256 10V9H255ZM21 11H23L22 9H21ZM21 11H19L18 10V12L20 13ZM67 11V10H66ZM72 11V10H71ZM79 10L77 9V11L76 12H78ZM89 11V10H88ZM92 10H90L89 12H91ZM115 11V10H114ZM113 11V12H114ZM120 11L121 10H119L118 9V11H116V12H118V13H120ZM146 11H148V12H146ZM152 11V12H151ZM3 12H5V11H3ZM3 12H1V13H3ZM9 12V11H8ZM24 12H25V9H24ZM29 12V11H28ZM49 12H51V11H49ZM70 12V11H69ZM102 12V11H101ZM104 12V11H103ZM102 12V13H103ZM106 12H108V11H106ZM131 12V11H130ZM149 12H151L150 13V15H143V14H149ZM235 13V14H232V13ZM240 12V11H239ZM254 12V11H253ZM257 12V11H256ZM15 13H16V11H15ZM60 13V14H61ZM95 13V12H94ZM98 13H99V11H98ZM102 13L100 14V15H102ZM117 13V14H118ZM132 13H130V16L131 15H133ZM142 13V14H141ZM249 13V12H248ZM29 14V13H28ZM56 14H58V15H54V16H56L55 17V19L57 18V19H59L58 17H61V16H59V13H56ZM64 14H65V9H64ZM67 15H69L68 13H66ZM65 14V15H66ZM71 14V13H70ZM73 14H75V13H73ZM73 14H71L72 16H73ZM112 14V13H111ZM257 14V13H256ZM260 14V13H259ZM2 15V14H1ZM11 15L13 16V13H11ZM22 15H23V13H22ZM26 15V14H25ZM25 15H23V16H25ZM66 15V16H67ZM78 16L80 15V13L79 14H77ZM76 15V16H77ZM87 15H90V13L89 14H87ZM94 15V14H93ZM105 15H108L107 13L105 14ZM114 15V14H113ZM113 15H112V17H113ZM151 15H152V18H153V16H154V19H151ZM243 15H244V13H243ZM246 15V14H245ZM244 15V16H245ZM6 16H8V15H6ZM11 16V17H12ZM16 16V15H15ZM19 16H21L20 14H19ZM28 16V15H27ZM58 16V17H57ZM72 16H67L68 17V19H70V20H72L71 18H72ZM108 16H110V14L108 15ZM114 16H116V14L114 15ZM119 16V15H118ZM121 16H119V18L121 17ZM240 16V15H239ZM255 16V15H254ZM257 16H259V15H257ZM263 16V15H262ZM1 17V16H0ZM11 17H9L10 19H11ZM17 17V16H16ZM34 17V18H33ZM49 17V18H48ZM62 17H64V16H62ZM71 17V18H70ZM75 17V16H74ZM81 17H83L82 16V14H81ZM90 17V16H89ZM133 17H135L136 18V15H134V16H132V18ZM149 17V18H148ZM220 17V16H219ZM232 17H230V18H232ZM238 16H236L235 18H237ZM7 18V17H6ZM13 18H14V16H13ZM20 18V17H19ZM23 18V17H22ZM25 18H27V17H25ZM29 18V17H28ZM96 18H98L97 17V15H96ZM102 18H103V16H102ZM106 18L108 19V17L106 16ZM117 20H116V19ZM114 19H115V21H117L118 23H119V26H120V22L122 21V18L121 19H119L118 17H115ZM128 18V17H127ZM126 18V19H127ZM135 18H133V19H135ZM230 18L228 17V19L230 20ZM256 18V17H255ZM261 18V17H260ZM263 18V17H262ZM0 19H2V18H0ZM37 19H35V20H37ZM42 19V20H41ZM62 19V18H61ZM60 19V20H61ZM65 19H67V18H65ZM67 19V20H68ZM75 19H76V17H75ZM94 19V18H93ZM99 19V18H98ZM110 19H113V18H110ZM109 19V20H110ZM113 19V20H114ZM129 19H131V17L129 18ZM129 19H127L126 21H127V23H128V20ZM234 19V18H233ZM238 19V18H237ZM246 19V18H245ZM245 19H243L242 18V21H244ZM7 19H5V21H6ZM13 20V19H12ZM54 20V21H53ZM70 20H68V21H70ZM87 20H89V19H87ZM103 20V19H102ZM125 20V19H124ZM247 20H249V19H246L245 21H247ZM251 20V19H250ZM255 20V19H254ZM258 19H256V21H257ZM259 20H261V19H259ZM13 21H17V20H13ZM48 21H43V22H48ZM73 21H74V19H73ZM96 21V20H95ZM132 21V20H131ZM219 21V20H218ZM236 21V20H235ZM241 21V20H240ZM263 21V20H262ZM11 22V21H10ZM8 22L9 24H11V23H13V22ZM26 22V21H25ZM38 22V21H37ZM75 22V21H74ZM79 22V23H78ZM87 22H92L91 24H93V25H91V24H89V23H87ZM107 22V21H106ZM133 22V21H132ZM198 22V23H197ZM204 22V23H203ZM230 22V21H229ZM232 22V21H231ZM234 22V21H233ZM0 23H2V22H0ZM5 23H7V22H5ZM23 23H24V20H23ZM28 23V22H27ZM30 23V22H29ZM109 23V22H108ZM115 23V22H114ZM123 23L126 25L127 23L125 22V21H123ZM123 23L121 24L122 25V27L124 26L123 25ZM129 23H128V25H129ZM134 23V24H135ZM219 23H221V22H219ZM222 23H224V22H222ZM226 23V22H225ZM241 23H243V22H241ZM18 24V23H17ZM20 24V23H19ZM34 24V22L33 23H31L30 25H33ZM40 24V23H39ZM98 24V23H97ZM201 24V23H200ZM235 24V23H234ZM263 24H264V22H263ZM262 24V25H263ZM1 25V24H0ZM4 25V24H3ZM6 25V24H5ZM36 25V26H35ZM66 25V24H65ZM101 25H103V24H101ZM110 25V24H109ZM115 25H117V24H115ZM216 25V26H215ZM221 25H224V24H221ZM227 25V24H226ZM232 26H233V24H231ZM236 25L237 24H235V27H236ZM240 25V24H239ZM243 25V24H242ZM252 25V24H251ZM14 26V25H13ZM18 26H20V25H18ZM27 25H24V28L26 27ZM38 26V27H37ZM65 28H64V27ZM104 26V25H103ZM112 26H114V25H112ZM119 26H118V28H119ZM179 26V25H178ZM178 26H176L177 28H178ZM249 27H250V25H248ZM254 27H255V25H253ZM257 26H258V24H257ZM2 27V26H1ZM7 27V26H6ZM30 27V26H29ZM39 28V27H41L40 25H37V23L36 24H34V28ZM45 27H47V26H44L43 28H45ZM70 29H69V28ZM102 27V26H101ZM117 27V26H116ZM121 27V26H120ZM135 27H137V28H135ZM175 27V28H176ZM189 27V28H190ZM220 27V26H219ZM234 26L233 27H231L232 28V31L234 32V30H233V28H235ZM238 27V26H237ZM236 27V28H237ZM240 28H242V27H244L245 28V24H244V26H239ZM239 27H238V29H239ZM4 28V27H3ZM11 28V27H10ZM13 28V27H12ZM42 28V27H41ZM49 28V27H48ZM48 28H46V29H43V30H45V31H48ZM63 28L64 29H68L67 31H64L63 33H62V30H63ZM105 28V27H104ZM111 28V26L109 27V29ZM113 28V27H112ZM117 28V29H118ZM174 28V30H176ZM184 28L186 29V31L184 30ZM222 28V27H221ZM224 28H225V26H224ZM228 28H230V27H227V29ZM247 28V27H246ZM245 28V30H250V29H246ZM259 28H261V27H259ZM114 29V28H113ZM120 29H122V28H120ZM193 29V28H192ZM223 29V28H222ZM238 29H236V30H238ZM262 29L263 28H261V29H259V30H261V32L262 33H264L263 31H262ZM14 30V29H13ZM12 30V31H13ZM15 30H17V29H15ZM25 30H26V28H25ZM24 30V31H25ZM29 30V29H28ZM28 30H26V31H28ZM30 30H33V29H30ZM38 30V29H37ZM37 30H34L35 32H36V34H37ZM39 30H41V29H39ZM43 30H42V32H41V34H44V32H43ZM49 30V32H51ZM106 30V29H105ZM116 30V29H115ZM122 30H124V29H122ZM121 30V31H122ZM127 30V29H126ZM129 30V29H128ZM167 30H169L170 31V35H172V36H170V35H168V34H166L167 33ZM179 29H177V31H178ZM229 30V29H228ZM228 30H226V31H228ZM244 29H243V32L245 31ZM257 30V29H256ZM255 30V31H256ZM1 31V30H0ZM3 31H5L4 29H3ZM7 32H8V30H6ZM9 31H11V30H9ZM17 31H19V30H17ZM69 31V33L72 35H70L69 33H67ZM110 31V30H109ZM168 31V32H169ZM183 31H185V33L183 32ZM189 31V30H188ZM187 31V32H188ZM21 32H23V30L21 31ZM39 32V31H38ZM82 33V36H84V37H82L84 40H82V41H84V43H85V38H86V41L88 42L87 44H86V46L85 47H82V48H76V47H74V45H73V40H74V37L76 38V35H75V33ZM118 32V31H117ZM191 32V31H190ZM224 31L222 30V33H223ZM230 32V31H229ZM242 32V31H241ZM247 32H253V31H247ZM246 32V35L247 34H249V33H247ZM257 32H258V30H257ZM261 32H259V33H261ZM5 32H3L2 34H4ZM17 33V32H16ZM20 33V32H19ZM23 33H25V32H23ZM30 33V32H29ZM40 33V32H39ZM46 33V32H45ZM63 34V36H64V34L66 33V34H68L69 36H71V38H73V40L71 39V41L72 42H70V40L68 39L67 40V38H64V42H63V39H62V35L61 34ZM106 32H104V34H105ZM110 33H111V31H110ZM122 33V32H121ZM171 33H174V34H171ZM184 33V34H183ZM189 33V32H188ZM227 33V32H226ZM255 33V32H254ZM1 34V33H0ZM7 34H11V33H7ZM18 34V33H17ZM26 34V33H25ZM31 34H32V31H31ZM31 34H28V35H31ZM33 34H34V32H33ZM98 34V33H97ZM107 34H109V33H107ZM114 34H116V33H114ZM191 34H192V32H191ZM206 34H208V35H206ZM230 34V33H229ZM228 34V35H229ZM233 34V33H232ZM237 33H235V35H236ZM243 34H245V33H243ZM253 34V33H252ZM251 34V35H252ZM13 35V38H14V34H12ZM19 35H21V34H19ZM23 35V34H22ZM38 35H40V34H38ZM75 35V36H74ZM96 35V36H95ZM101 35H103V33L101 32ZM100 35V36H101ZM118 35V34H117ZM123 35H125V32L123 33ZM127 35H128V33H127ZM127 35H125V37L127 36ZM170 36V38H168V36ZM183 35V36H182ZM234 35V36H235ZM245 35V36H246ZM251 35H249V37L251 36ZM258 35H260V34H258ZM2 36V35H1ZM4 36H6V35H3V37ZM8 36V35H7ZM25 36V35H24ZM34 37H38V36H35V34L33 35ZM41 36H43V35H40V37ZM62 36V37H61ZM74 36V37H73ZM113 36V35H112ZM115 36V35H114ZM122 36V35H121ZM160 36V37H159ZM184 36H187V37H184ZM203 36V37H202ZM218 36H220V35H218ZM230 36V35H229ZM231 36H233V35H231ZM230 36V37H231ZM244 36V37H245ZM9 37V36H8ZM11 37V36H10ZM16 37V36H15ZM19 37V36H18ZM30 37V36H29ZM32 37V36H31ZM33 37V38H34ZM46 37V38H47ZM48 37V38H49ZM65 37V36H64ZM80 37V36H79ZM78 36H77V38H79ZM104 37H106V35L104 36L103 35V38ZM118 37V36H117ZM128 37V36H127ZM135 37V38H136ZM146 37V41L145 40H143V38H145ZM154 38L153 40H148L147 38H150V39H152V38ZM157 37H159L158 39H156ZM183 38V39H180V38ZM213 37V36H212ZM210 38V39H213V38ZM217 37V36H216ZM215 37V38H216ZM220 37H222V36H220ZM248 37V36H247ZM248 37V38H249ZM252 37L254 38L255 37V35L253 36L252 35ZM7 38V37H6ZM39 38V37H38ZM37 38V39H38ZM44 39H45V37H43ZM43 38H41L42 40H43ZM81 38V39H82ZM107 38V37H106ZM113 38V37H112ZM122 38V37H121ZM134 38V39H135ZM163 37H161L160 39H162ZM199 38H200V40H199ZM233 38H235V37H233ZM231 39V41L232 40H236V39ZM241 38V37H240ZM259 38V37H258ZM264 38V37H263ZM3 39H5V38H2V40ZM16 39V38H15ZM21 38H19L18 40H20ZM25 40H27L26 38H24ZM31 39V38H30ZM97 40L96 42V44L94 43L95 41L94 40ZM100 39H101V37H100ZM105 39V38H104ZM111 39V38H110ZM109 39V40H110ZM167 39H169V40H167ZM209 39V38H208ZM209 39V40H210ZM239 39V38H238ZM257 39V38H256ZM1 40V39H0ZM8 40V39H7ZM10 40V39H9ZM11 40H13V39H11ZM10 40V41H11ZM40 40V39H39ZM65 40H67V43H65L66 41ZM106 40V39H105ZM108 40V39H107ZM113 40H114V38H113ZM125 40H127V39H125ZM138 40V39H137ZM217 40V39H216ZM222 40V39H221ZM227 40V39H226ZM260 40H261V38H260ZM28 41H30L29 39H28ZM35 41H37V40H35ZM44 41H48L47 39L46 40H44ZM43 41V42H44ZM74 41H77V40H74ZM120 41H121V39H120ZM129 41V40H128ZM133 41V40H132ZM135 41V40H134ZM160 41V40H159ZM162 41V40H161ZM160 41V42H161ZM177 41V40H176ZM203 41V40H202ZM207 41V40H206ZM240 41H243L244 42V40L242 39V40H240ZM258 41V40H257ZM256 41V42H257ZM2 42V41H1ZM3 42H5L4 40H3ZM24 42V41H23ZM107 42H110V41H107ZM114 42H115V40H114ZM113 42V43H114ZM139 42H141V41H139ZM139 42H137V43H139ZM151 42V43H152ZM175 42V41H174ZM201 42V41H200ZM210 42V41H209ZM221 41H219V42H217V43H220ZM230 42V41H229ZM242 42V43H243ZM253 42H255V41H253ZM12 43V42H11ZM16 42H15V40H14V44H15ZM29 43H33V42H29ZM35 43V42H34ZM78 43V42H77ZM77 43H75V44H77ZM84 43L82 42V45H84ZM115 43H117V41L115 42ZM130 43V42H129ZM161 43H164V42H161ZM204 43H206V42H204ZM208 43V42H207ZM227 43V42H226ZM232 43H233V41H232ZM234 43H236V42H234ZM238 43L240 44V42L238 41L237 42V45H238ZM3 44V43H2ZM14 44H12V45H14ZM19 44V43H18ZM38 44V43H37ZM37 44H35V45H37ZM41 44H42V42H41ZM44 44V43H43ZM108 44V43H107ZM118 44V43H117ZM116 44V45H117ZM122 44V43H121ZM131 45H132V43H130ZM129 44V45H130ZM153 44H154V42H153ZM158 44H160L159 42H158ZM166 44V43H165ZM164 44V45H165ZM167 44H168V42H167ZM175 44V43H174ZM187 44V45H188ZM199 44H203V43H199ZM221 44V43H220ZM256 44V43H255ZM254 44V45H255ZM5 45V44H4ZM7 45V44H6ZM20 45V44H19ZM22 45V44H21ZM25 45H28L27 43L25 44ZM24 45V46H25ZM40 45V44H39ZM77 45H80V44H77ZM94 45V46H93ZM123 45V47H124V44H122ZM126 45V44H125ZM135 45H137V44H135ZM142 45V48H143V45H145V44H141ZM162 45V44H161ZM163 45V46H164ZM170 47H171V45H170V41H169V44H168ZM176 45V44H175ZM178 45V44H177ZM190 45H191V43H190ZM196 46H198L199 47V45H197V44H195ZM228 45H230V44H228ZM234 45V44H233ZM241 45V44H240ZM250 45H253V44H250ZM257 45V44H256ZM255 45V46H256ZM259 45V44H258ZM13 47V46H11V45H7V47L9 48L8 50H10V49H12V48H10V47ZM17 46L18 45H16V48H17ZM44 46H45V48H44ZM76 46V45H75ZM153 46V45H152ZM167 46V45H166ZM186 46V45H185ZM210 46H211V44H210ZM254 46V47H255ZM261 46V48H262V45H260ZM15 47V46H14ZM13 47V48H14ZM20 47V46H19ZM31 47H34V46H31ZM78 47V46H77ZM96 47V48H95ZM129 47V46H128ZM133 47H135V46H133ZM140 47V46H139ZM146 47V46H145ZM149 47L151 48V46L149 45ZM154 47V46H153ZM162 47V46H161ZM186 47H188V46H186ZM191 47V46H190ZM193 47V46H192ZM200 47H204L203 45H201ZM208 47V46H207ZM213 47H215V46H213ZM222 47V46H221ZM220 47V48H221ZM226 47V46H225ZM233 47V46H232ZM241 47V46H240ZM240 47H237V48H240ZM253 47V51H254V49H257V46H256V48H254ZM2 48H5V46L4 47H2ZM22 49H23V46L21 47ZM103 48L105 49V52L103 51ZM110 48V47H109ZM113 48V47H112ZM116 48V47H115ZM120 48V47H119ZM132 48V47H131ZM137 48V47H136ZM136 48H134V50L136 49ZM148 48V47H147ZM178 48H180V46L178 45ZM193 48H195V47H193ZM202 48H198V49H202ZM206 48V47H205ZM227 48H228V46H227ZM231 48V47H230ZM233 48H235V49H237L236 47H233ZM232 48V49H233ZM242 48V47H241ZM19 49V48H18ZM21 49V50H22ZM43 49H45L46 51L48 50V49H50V51H52V52H54L55 50H57L58 52L59 51H61V52H69V51H71V50H76L78 53H79V55L81 54L84 58H82V60H77V63H73V62H76V60L75 61H73V59H72V61L71 60H68V61H71V63H72V65H71V63H70V65L69 64H57L56 63V60H53V61H55L53 64L51 63V61H52V59H54L55 58V56L52 58V56H51V58H50V55H48V54H50V53H45L44 54V50ZM114 49V48H113ZM124 49V48H123ZM129 49H130V47H129ZM128 49V50H129ZM139 49H141V48H139ZM144 49V48H143ZM157 49V48H156ZM208 49V48H207ZM209 49H211V48H209ZM224 49H226V48H224ZM235 49H233V50H235ZM260 49V48H259ZM0 50L2 51V49H1V47H0ZM5 50V49H4ZM24 50V49H23ZM69 50V51H68ZM137 50V49H136ZM142 50V49H141ZM141 50H139V51H141ZM152 49H150V51H151ZM157 50H159V49H157ZM169 50V49H168ZM181 50H182V48H181ZM188 50V49H187ZM190 50V49H189ZM196 50H197V48H196ZM218 50V49H217ZM217 50H216V52H217ZM222 50V49H221ZM232 50V51H233ZM238 50V49H237ZM236 50V51H237ZM242 50V52H243V49H241ZM258 50V49H257ZM14 51V50H13ZM13 51H11V52H13ZM17 51V50H16ZM26 51H22V52H26ZM75 51V53L76 54H78L77 52ZM109 51V50H108ZM116 52H117V50H115ZM131 51V50H130ZM129 51V52H130ZM162 51V50H161ZM192 51V50H191ZM214 51H215V49H214ZM220 51V50H219ZM226 51V50H225ZM228 51H230V49L228 50ZM240 51V50H239ZM238 51V52H239ZM262 51H264V50H262ZM5 52V51H4ZM3 52V53H4ZM10 52V51H9ZM22 52H19L20 54H22ZM40 52H42L43 53V55H48V57L46 58L47 60H45L46 62L44 63V57H42V58H40L39 56L40 55H42V54H40ZM112 52V51H111ZM114 52V51H113ZM124 52V51H123ZM134 52H137V51H134ZM133 52V53H134ZM168 52H170V51H168ZM168 52H166L167 54H168ZM176 52V51H175ZM178 52H182V51H180V50H178ZM195 52V51H194ZM198 52V51H197ZM200 52V51H199ZM203 52V51H202ZM242 52H241V54H242ZM249 51H247V53H248ZM261 51H259V53H260ZM14 53V52H13ZM31 53V54H30ZM36 53H38V54H40L39 56H38V54H37V56L36 57H39L40 59H37V60H43V62L42 63H44V64H42L41 66L42 67H40V69L38 70V68L36 67L37 66V64L39 63V62H36V61H33L34 59V57H33V55H35ZM73 53H74V51H73ZM107 53V52H106ZM115 53V52H114ZM118 53H119V51H118ZM126 53H127V51H126ZM143 53V52H142ZM150 53V52H149ZM154 53V52H153ZM165 53V52H164ZM163 53V54H164ZM190 53H192L193 54V52H190ZM201 53V52H200ZM209 53V52H208ZM217 53H219V52H217ZM223 53H225V52H223ZM231 53V52H230ZM240 53V52H239ZM254 53H256V52H253V54ZM8 54V53H7ZM18 54V53H17ZM16 54V55H17ZM54 54V53H53ZM62 53H60L59 55H58V57L61 55ZM68 54V53H67ZM71 55H69L71 58H73L72 57V52L70 53ZM121 54H122V52H121ZM131 54H132V52H131ZM138 54V53H137ZM140 54V53H139ZM144 54H146V53H144ZM180 54V53H179ZM191 54V55H192ZM195 54V53H194ZM202 54V53H201ZM214 54V53H213ZM231 54H234V52L233 53H231ZM236 54V53H235ZM250 54H252V53H250ZM264 54V53H263ZM51 55H52V53H51ZM75 55V54H74ZM73 55V56H74ZM108 55V54H107ZM135 55V54H134ZM133 55V59L136 57V56H134ZM162 55V54H161ZM160 55V56H161ZM166 55V54H165ZM198 55H199V53H198ZM221 55V54H220ZM239 55V54H238ZM255 55H257V54H255ZM10 56H14V55H10ZM91 56H93V57H91ZM112 56V55H111ZM116 56V55H115ZM114 56V57H115ZM118 56V55H117ZM120 56V55H119ZM152 56V55H151ZM157 56V55H156ZM160 56H158V58L160 57ZM182 56V55H181ZM189 56V55H188ZM195 56H197L196 54H195ZM194 56V57H195ZM203 56V55H202ZM206 57H207V55H205ZM204 56V57H205ZM214 55H212L211 57H213ZM216 56V55H215ZM223 57L225 56V54H223L222 55ZM228 56V55H227ZM231 56V55H230ZM233 56V55H232ZM231 56V57H232ZM261 56V55H260ZM18 57V56H17ZM56 58V59H59L60 60V58ZM62 57H64L63 55H62ZM61 57V60H64L63 62H68L67 60H65L64 58H62ZM113 57V56H112ZM121 57H124V56H121ZM144 57H146V56H144ZM169 57H171V55H169ZM168 57V58H169ZM184 57V56H183ZM183 57L181 58V59H183ZM199 57V56H198ZM234 57V56H233ZM238 57V56H237ZM241 57V56H240ZM252 57V56H251ZM256 57V56H255ZM262 57V56H261ZM6 58H8V59H6ZM67 58H68V56H67ZM90 58H91V62H93L94 60L96 61V63H98V64H96V65H94V62L92 63L94 66L93 67H91L92 65H90L91 64V62H90ZM95 58V59H94ZM116 58V57H115ZM127 58V57H126ZM166 58V57H165ZM174 58V57H173ZM179 59H180V57H178ZM185 58V57H184ZM190 58V57H189ZM200 58H203V57H200ZM214 58V57H213ZM217 58V57H216ZM225 58H226V56H225ZM225 58H223V59H225ZM258 58V57H257ZM49 59H51V61H49ZM111 59V58H110ZM113 59V58H112ZM119 59V58H118ZM137 59V58H136ZM148 59H149V57H148ZM157 59V58H156ZM160 59V58H159ZM162 59V58H161ZM195 60H196V58H194ZM208 59V58H207ZM212 59V58H211ZM219 59V58H218ZM223 59H221V60H223ZM240 59V58H239ZM260 59V58H259ZM35 60H36V58H35ZM41 60V61H42ZM58 60V61H59ZM114 60V59H113ZM117 60V59H116ZM124 60V59H123ZM152 60V59H151ZM151 60H150V62H151ZM174 60V59H173ZM187 60V59H186ZM194 60V61H195ZM199 60H201V59H199ZM203 60L204 59H202V62H203ZM216 60V59H215ZM220 60V59H219ZM220 60V61H221ZM226 60H228V59H226ZM233 60H236V59H233ZM237 60H238V58H237ZM237 60H236V62H237ZM41 61H40V63H41ZM110 62H111V60H109ZM138 61H140V60H138ZM149 61V60H148ZM155 61V60H154ZM168 61V60H167ZM177 61H179V60H177ZM182 61V60H181ZM184 61V60H183ZM206 61L207 60H205V63H206ZM210 61V60H209ZM212 61V60H211ZM230 60H228V62H229ZM259 61H261V60H259ZM62 62V61H61ZM60 61L58 62V63H61ZM120 62V61H119ZM118 62V63H119ZM122 62H125V63H127L125 60L124 61H122ZM121 62V63H122ZM135 62V61H134ZM133 62V63H134ZM152 62H153V60H152ZM165 62V61H164ZM186 61H184V63H185ZM199 61H197V63H198ZM218 62V61H217ZM216 62V64H219V63H217ZM230 62H232V61H230ZM37 63V64H36ZM69 63V62H68ZM90 63V64H89ZM115 63V62H114ZM117 63V64H118ZM159 63V62H158ZM162 63V62H161ZM165 63H167V62H165ZM180 63H182V62H180ZM189 63V62H188ZM196 63V62H195ZM204 63V62H203ZM215 63V62H214ZM223 63V62H222ZM222 63H221V65H222ZM224 63H226V62H224ZM223 63V64H224ZM238 63V62H237ZM120 64V63H119ZM128 64H130V63H128ZM134 64H139V63H134ZM164 64V63H163ZM168 64H170V63H168ZM168 64H167V66H168ZM209 64V63H208ZM211 64V63H210ZM228 64V63H227ZM231 64V63H230ZM234 64V63H233ZM233 64H231V65H233ZM36 65V66H35ZM101 65V64H100ZM105 66H107V64L105 63L104 64ZM110 65V64H109ZM120 65H122V64H120ZM125 65V64H124ZM182 65H185V64H182ZM200 65V64H199ZM203 65V64H202ZM202 65H200V66H202ZM206 65V64H205ZM205 65H203V66H205ZM235 65H236V63H235ZM238 65V64H237ZM97 66H96V68H97ZM110 66H112V64L110 65ZM142 66V65H141ZM150 66H151V64H150ZM164 66V65H163ZM211 66H213V65H211ZM222 66H224V65H222ZM98 67H101V66H98ZM115 67V66H114ZM122 66H120L119 67V71H120V68H121ZM125 67V66H124ZM136 67V66H135ZM152 67H153V64H152ZM156 67H158V65H156ZM160 67V66H159ZM187 67V66H186ZM207 67V66H206ZM213 67H216V66H213ZM217 67H219V66H217ZM221 67V66H220ZM219 67V68H220ZM229 67H230V65H229ZM235 67V66H234ZM264 67V66H263ZM95 68V69H96ZM113 68V67H112ZM130 68V67H129ZM137 68L139 69V68H141L140 67V65H139V67L137 66ZM137 68H135L136 70H137ZM201 68H203V67H201ZM200 68V69H201ZM223 68H225V67H223ZM232 68V67H231ZM97 69H100V68H97ZM104 69V68H103ZM106 69V68H105ZM104 69V70H105ZM117 69V68H116ZM125 69H127V71H129L128 70V67L127 68H125ZM124 69V71H126ZM131 70H133L132 69V66H131V68H130ZM161 69H163V68H161ZM164 69H166V64H165V68ZM208 68H206V69H204V70H206V71H208L207 70ZM226 69V68H225ZM140 70V69H139ZM138 70V71H139ZM145 70V69H144ZM155 71H156V69H154ZM188 70V69H187ZM190 70V69H189ZM191 70H193V69H191ZM197 70H199V69H197ZM97 71V70H96ZM101 71H102V69H101ZM100 71V72H101ZM108 72H109V69L107 70ZM167 71V70H166ZM165 71V72H166ZM104 72V71H103ZM114 72H115V70H114ZM114 72H111V73H113L114 74ZM131 72V71H130ZM134 71H132V73H133ZM141 72H142V70H141ZM140 72V73H141ZM149 72H151V71H149ZM195 72V71H194ZM203 73H204V71H202ZM209 72V71H208ZM116 73V72H115ZM120 73V72H119ZM126 73V72H125ZM125 73H123V74H125ZM146 73V72H145ZM144 73V74H145ZM160 73V72H159ZM158 73V74H159ZM161 73H162V71H161ZM206 73V72H205ZM204 73V74H205ZM241 73V72H240ZM25 74H27V75H29L28 77H30V76H32L31 78H27L26 76H25ZM105 74V73H104ZM103 74V75H104ZM118 74V73H117ZM131 74V73H130ZM142 74V73H141ZM147 74H149V73H147ZM146 74V75H147ZM156 74V73H155ZM154 74V75H155ZM157 74V75H158ZM192 74V73H191ZM237 74H239V73H237ZM243 74V73H242ZM245 74V73H244ZM247 74V73H246ZM246 74H245V77H246ZM112 75V74H111ZM116 75V74H115ZM122 75V74H121ZM127 75V74H126ZM135 75H137V74H135ZM135 75H134V77H135ZM139 75V74H138ZM137 75V76H138ZM199 75V74H198ZM206 75V74H205ZM208 75V74H207ZM91 76V75H90ZM96 76V75H95ZM109 76V75H108ZM113 76V75H112ZM130 76V75H129ZM129 76L127 77V78H125V79H129ZM136 76V77H137ZM141 76V75H140ZM144 76V75H143ZM150 75H148V77H149ZM200 76V75H199ZM235 76V75H234ZM115 77H117V76H115ZM123 77H125V76H123ZM146 77V76H145ZM151 79H152V74H151ZM158 77V76H157ZM188 77V76H187ZM194 77H195V74H194ZM202 77H203V75H202ZM102 78H103V76H102ZM107 77H105V79H106ZM114 77H112V79H113ZM118 78V77H117ZM160 78V77H159ZM205 78H207V77H205ZM209 78H211V77H209ZM58 79L60 80V82L62 83V85L61 84H58V83H60L59 81H58ZM99 79H101V78H99ZM107 79H109V78H107ZM136 79V78H135ZM142 79V78H141ZM143 79H145V78H143ZM155 78H153V80H154ZM157 80H158V78H156ZM155 79V80H156ZM184 79V78H183ZM190 79H192V78H190ZM244 79V78H243ZM94 80V79H93ZM96 80H98L97 78H96ZM102 80V79H101ZM110 80V79H109ZM122 80H123V78H122ZM132 80V79H131ZM154 80V81H155ZM156 80V81H157ZM167 80H170V81H173V80H171V79H167ZM176 79H174V81H175ZM196 80H198V79H196ZM214 80H215V78H214ZM238 80H239V78H238ZM108 81V80H107ZM112 81V80H111ZM115 81V80H114ZM117 81L119 82V84H121V82L117 79ZM135 81H137V80H134V81H132V82H135ZM142 81V80H141ZM147 81H149V78H148V80ZM164 81V80H163ZM181 81V80H180ZM185 81H186V78H185ZM195 81V80H194ZM212 81H213V79H212ZM99 82H101V81H99ZM103 82V81H102ZM113 82V81H112ZM129 82H131V81H129ZM140 82V81H139ZM158 83H160L159 81H157ZM169 82V81H168ZM176 82V81H175ZM191 82H192V80H191ZM197 83H198V81H196ZM210 82H211V80H210ZM240 82V81H239ZM238 81H236L235 83H234V81H233V84H234V87H236V89H238L237 87L238 86H240V83H239ZM92 83V82H91ZM95 83V82H94ZM117 83V82H116ZM136 83V82H135ZM144 83V82H143ZM149 83H150V81H149ZM154 83V82H153ZM158 83L156 84L155 83V86H153V87H157L156 85H158ZM183 83H185V82H183ZM197 83H195V84H197ZM209 83V82H208ZM216 83V82H215ZM69 84V85H68ZM102 84V83H101ZM103 84H106L105 82L103 83ZM110 84V83H109ZM115 84V83H114ZM127 84V83H126ZM175 84V83H174ZM173 84V85H174ZM241 84H243V83H241ZM59 85H60V87H59ZM64 85H65V87H64ZM85 85H87L86 87L87 88H85ZM112 86H114L113 84H111ZM116 85H118V84H116ZM129 84H127V86H128ZM136 85V84H135ZM134 84L132 85V86H130V87H133V86H135ZM139 85V84H138ZM138 85H137V87H134V88H137V89H139V87H138ZM143 85V84H142ZM144 85H146V84H144ZM153 85V84H152ZM151 85V86H152ZM161 85V84H160ZM189 85H191L190 83H189ZM193 85V84H192ZM198 85H201V83L200 84H198ZM203 85H206V82H204V84ZM212 85V84H211ZM106 86V85H105ZM110 86V85H109ZM118 86H120V85H118ZM117 86V87H118ZM126 86V85H125ZM150 86V85H149ZM179 86V85H178ZM185 86V85H184ZM62 87H64V88H62ZM146 87V86H145ZM175 87H177V86H175ZM186 87V86H185ZM66 88V89H65ZM95 89H96V87H94ZM108 88V87H107ZM111 88V87H110ZM113 88H115V87H113ZM113 88H112V90H113ZM119 88V87H118ZM121 88V87H120ZM128 88V87H127ZM134 88H132L133 90H134ZM150 88V87H149ZM148 88V89H149ZM161 88H162V86H161ZM160 88V89H161ZM200 88H201V86H200ZM82 89H85V90H82ZM89 90V91H86V90ZM99 89V88H98ZM123 89H126V88H123ZM129 89V88H128ZM127 89V90H128ZM136 89V90H137ZM182 89H184V88H182ZM186 89V88H185ZM240 89H242V87H240ZM83 91V92H88L89 93V95L86 93H84V95H82L79 91ZM101 90H103V88H101ZM106 90V89H105ZM111 90V89H110ZM111 90V91H112ZM119 90V89H118ZM150 90V89H149ZM154 90H155V88H154ZM157 90V89H156ZM165 90V89H164ZM174 90V89H173ZM177 90H179V88L177 89ZM190 90V89H189ZM188 90V91H189ZM193 90V89H192ZM197 90H199V89H197ZM108 91V90H107ZM162 91V90H161ZM166 91H167V89H166ZM168 91H169V89H168ZM172 91V90H171ZM181 91V90H180ZM184 91V90H183ZM237 91V90H236ZM240 91V90H239ZM91 92V91H90ZM94 92H96V91H94ZM109 92V91H108ZM117 92V91H116ZM120 92H123V90L122 91H119L118 93H120ZM129 92V91H128ZM136 92V91H135ZM173 92H175V91H173ZM187 92V91H186ZM193 92H195L196 93V91H193ZM92 93V92H91ZM102 94H103V92H101ZM111 93V92H110ZM110 93H109V95H110ZM137 93H139V92H137ZM158 93V92H157ZM163 93V92H162ZM162 93H160V94H162ZM169 93V92H168ZM177 93V92H176ZM179 93V92H178ZM200 93V92H199ZM106 94H107V92H106ZM113 94H115V91H114V93ZM183 94V93H182ZM201 94V93H200ZM104 95V94H103ZM116 95V94H115ZM163 95V94H162ZM171 95V94H170ZM254 95H256V94H254ZM262 95H264V94H262ZM261 95V96H262ZM260 96V95H259ZM258 96V97H259ZM114 97V96H113ZM159 97V96H158ZM93 98V99H92ZM103 98V99H102ZM252 98V97H251ZM262 98H264V97H262ZM261 97H260V99H262ZM114 99V98H113ZM156 99V98H155ZM164 99H165V97H164ZM163 98H162V101L164 100ZM253 99V98H252ZM256 99H258V98H256ZM102 100V101H101ZM159 100V99H158ZM167 100V99H166ZM210 100H214V99H210ZM259 100V99H258ZM263 100V99H262ZM160 101V100H159ZM165 101V100H164ZM154 102V101H153ZM157 102V101H156ZM198 102V101H197ZM214 102V101H213ZM213 102H211V103H213ZM47 103V104H46ZM214 103H217V102H214ZM213 103V104H214ZM149 104H151V102L149 103ZM202 104V103H201ZM209 103H207V105H208ZM232 103H230V104H226V108H228L227 107V105L229 106V105H231ZM44 105H47L46 107H44L43 108V110L41 109ZM49 105V106H48ZM152 105V104H151ZM154 105V104H153ZM155 105H157V103L155 104ZM154 105V107H156ZM159 105H161V101H160V103H159ZM207 105H206V107H207ZM212 105V104H211ZM216 105V104H215ZM223 105V104H222ZM221 105V106H222ZM50 106H52L51 107V109L50 110H52V111H49L48 110V108L50 107ZM53 106H57L58 108L56 109L55 107H53ZM140 106V105H139ZM163 106H165V105H163ZM220 106V107H221ZM83 107H86L84 110H85V114L83 113L82 115L85 117L86 116V114H89V115H91V117H89V119H86V121L84 122L83 120H82V118H81V120L79 119L78 120V122H75L76 123V126H75V128L77 127V126H79L80 125V127L78 128V130L77 129H75L74 130V120L76 121V119L78 118L77 116H74L75 115V111H77V110H79V108H83ZM117 109V110H114V111H112L113 109ZM137 107V106H136ZM142 107V106H141ZM151 107V106H150ZM159 106H157V108H158ZM199 108H200V106H198ZM206 107H204L203 109H206ZM224 107V106H223ZM52 108H55L56 109V111L54 112V113H50V112H53V110L54 109H52ZM109 108H111L110 109V111L109 112H105V110H109ZM123 108H125V107H123ZM127 108V107H126ZM125 108V109H126ZM143 108V107H142ZM145 108H147V107H145ZM145 108H143V109H145ZM152 108V107H151ZM149 109L148 108V110L147 109H145L144 111H145V113H144V111H143V113H144V116H143V114L141 115V116H143V117H141L142 118V121H143V123L145 122L143 119H145L146 121H152V122H154L155 120L154 119H158V117H160L161 115L160 114H162L161 112H162V110L160 111V112H158V109ZM197 108V107H196ZM195 108V109H196ZM207 108H209V106L207 107ZM142 109V110H143ZM44 110H48V112L49 113H47L46 111H44ZM83 110V109H82ZM83 110V111H84ZM123 110V112H121L122 114H120L119 115V112L120 111H122ZM147 110V111H146ZM197 110V109H196ZM200 110H202V109H200ZM38 111L41 113H45L46 112V114H42L41 116H38V115H40V113H38ZM198 111V110H197ZM79 112V111H78ZM92 112V113H91ZM82 113V112H81ZM48 114V115H47ZM79 113H76V115H78ZM101 114V115H100ZM80 115V114H79ZM82 115H80V116H82ZM137 115V114H136ZM140 115V114H139ZM159 115V116H158ZM79 116V117H80ZM87 117V116H86ZM111 117V116H110ZM109 117V118H110ZM123 117V118H122ZM136 117V116H135ZM137 117H140V116H137ZM76 118V119H75ZM129 118H125L126 120H129ZM134 118V117H133ZM134 119H136V118H134ZM139 119V118H138ZM107 120V119H106ZM113 119H111V121H112ZM124 120V119H123ZM122 120V121H123ZM141 120V119H140ZM80 121V122H79ZM84 123H83V122ZM114 122L116 121V122H119V121H117V120H113ZM129 121H132V122H127V124L129 123V124H133V123H135V122H137V121H133V120H129ZM81 122H82V125H81ZM114 122H112V123H114ZM120 122H121V120H120ZM119 122V123H120ZM126 122V121H125ZM77 123H80V124H77ZM109 123V122H108ZM110 124L111 126H109V128H112L111 130H116L117 131V127H114L115 125L116 126H118L117 125V123L116 124ZM118 123V124H119ZM123 123V122H122ZM122 123H120V124H122ZM142 122H141V124H143ZM146 123V122H145ZM106 124V123H105ZM131 124V127H136V126H134V125H137L138 127H139V125L138 124H134V125H132ZM150 124H151V122H150ZM113 125V126H112ZM144 126H146L145 124H143ZM142 125V126H143ZM152 125V124H151ZM121 127V129H122V126H123V124L122 125H120ZM128 126V125H127ZM130 126V125H129ZM141 126V127H142ZM115 129H114V128ZM138 127H137V129L136 130H138V132H139V134L141 133L140 131V128L138 129ZM146 127H149V123H148V125L146 126ZM81 128V129H80ZM84 128V129H83ZM119 128V126H118V130L120 129ZM129 128V127H128ZM143 128V127H142ZM123 129H124V127H123ZM122 129V131H124ZM126 129H127V127H126ZM135 129H133V130H135ZM132 130V129H131ZM130 130V131H131ZM140 130V131H139ZM126 131H128V129L126 130ZM113 131H111L110 133L111 134H109V136L110 135H112L113 133V136H110L111 138L112 137H115L116 138V136H114L115 135V132H113ZM105 133V134H104ZM118 133V136H119V133H122L121 131L120 132H117ZM128 133V132H127ZM130 133V132H129ZM133 133H134V131H133ZM180 133V132H179ZM179 133H178V136H179ZM182 133H184V132H182ZM123 134H124V132H123ZM123 134L121 135V137L123 138ZM144 134V133H143ZM172 134V133H171ZM176 134V133H175ZM66 135H68V136H75L77 139H74L75 137H72L73 139H74V141L75 142H77L78 141V143H76V144H73V142H72V145H71V141L72 140H70L69 142H67V143H69V145H71L70 147L68 146V148L66 147L65 148V146L66 145H64V144H61L63 141H64V139H66ZM105 135V136H104ZM138 135V134H137ZM156 135V134H155ZM108 136V137H109ZM154 136V135H153ZM160 136V135H159ZM169 136H172V135H169ZM264 136V135H263ZM152 137V136H151ZM162 137V136H161ZM168 137V136H167ZM174 138L176 137V135L175 136H173ZM99 138V136H97V139ZM110 138V139H111ZM121 138V140H123ZM169 138V137H168ZM264 138V137H263ZM79 139V140H78ZM113 139V138H112ZM111 139V140H112ZM120 139V138H119ZM118 139V140H119ZM151 140H152V138H150ZM155 139H158L157 137L155 138ZM163 139V138H162ZM164 139H167V138H165L164 137ZM67 140H69V138L67 137V139H66V141ZM96 140V139H95ZM105 140H107V137H105ZM103 141V142H106V141ZM174 139H172L171 141H173ZM242 140V139H241ZM247 140V139H246ZM102 141V140H101ZM115 140H113V142H114ZM117 141V140H116ZM123 141H125V140H123ZM130 141H132V139H130ZM158 141V140H157ZM159 141H161L160 140V138H159ZM156 142V143H158V144H160V143H162L163 141H161V142ZM168 141H169V139H168ZM243 141H245V140H243ZM103 142L102 143H100V140H99V144L101 145V144H103ZM107 142H110V141H107ZM164 142H166L165 140H164ZM248 142V141H247ZM64 143V142H63ZM66 143V142H65ZM115 143V142H114ZM122 143H124V142H122ZM121 143V144H122ZM127 143H128V141H127ZM126 143V144H127ZM131 144L133 143V142H130ZM150 143V142H149ZM151 143H152V141H151ZM167 143V142H166ZM245 143V142H244ZM249 143V142H248ZM45 144H47V145H50L48 148H46L45 150H42V151H40L42 148L44 149L46 146H45ZM116 144V143H115ZM117 144L119 145L120 143L119 142H117ZM134 144V143H133ZM164 144V143H163ZM167 144H169V143H167ZM171 144V143H170ZM240 144L241 145H243L242 143H241V141H240ZM104 145V144H103ZM103 145H101L100 147L97 145L96 147L98 148H102V146ZM105 145H106V143H105ZM104 145V146H105ZM125 145V144H124ZM124 145H121V147H124V151H125V148H126V146H128L129 145V143H128V145H126V146H124ZM117 146V145H116ZM132 145H130V147H131ZM150 146V145H149ZM159 146V145H158ZM165 146V145H164ZM164 146H162V148L164 147ZM169 146V145H168ZM168 146H166V147H168ZM244 146V145H243ZM242 146V147H243ZM51 147V148H50ZM95 147V148H96ZM129 147V146H128ZM171 147V146H170ZM86 148V149H87ZM94 148V147H93ZM95 148L94 149H92V150H95ZM98 148V149H99ZM104 148V147H103ZM102 148V149H103ZM131 148H133V147H131ZM156 147H154V149H155ZM159 149L161 148V147H158ZM80 149V150H81ZM85 149V150H86ZM105 149V148H104ZM123 149V148H122ZM127 149V148H126ZM149 149V148H148ZM154 149H153V151H154ZM157 149V148H156ZM159 149H157V150H159ZM167 149V148H166ZM175 149V148H174ZM243 149H245L244 147H243ZM79 150V151H80ZM83 150V149H82ZM82 150H81V152H82ZM84 150V152H85V155H81V152H79V151H77L76 153H73L72 151L71 152H68V150L66 151V152H68V154H72V157L69 155L68 157H65V158H63L62 156L63 155H61V153H62V151H61V153H59L61 156H60V158H57V159H59L58 161H62V166L60 167V168H62L63 166V170H62V172L63 173H60L61 174V177L62 178H67V179H70V181H71V178H73V177H79V176H81V179H82V176H84L83 177V182L84 183H82V181L80 182L79 181V187H78V189L80 188V194H81V192L82 193H84L83 194V196H82V194H81V198H82V200H81V202H82V204L83 205H85L84 203H87V201L86 200H88L87 198H86V196H89V195H87L85 192H88V187H89V184L91 183V181H93V180H96V178H98L99 177V175L101 174V173H98V174H96L97 172V168L99 169V167H100V169H102L101 168V166H103V167H105V165H103V164H105V160H107L108 161V163H109V161H110V159H112L113 157H111V154H110V152H109V156L110 157H108L107 156V158L105 159V157H103L102 159H100L99 160V157H102V156H99V155H105L104 153L106 152V150L105 151H101V149H100V153L98 152V151H96L95 150V153L92 151V153L90 154L89 153V151H87V153H86V151ZM128 150L130 151V148H128ZM133 150H134V148H133ZM168 150H169V148H168ZM166 151L165 153H168V152H172V151ZM171 150V149H170ZM163 151V150H162ZM161 151V152H162ZM174 151H176V149L174 150ZM96 152H97V154H96ZM160 152V153H161ZM63 153H64V151H63ZM79 153H80V155L81 156H77L78 157V159H75L74 157L76 156V155H79ZM99 153V154H98ZM107 154H108V152H106ZM111 153H113V152H111ZM118 153V152H117ZM117 153H114L113 154V156H114V158L113 159H116L117 157H118V155H116V157H115V154H117ZM134 153H135V151H134ZM159 153V154H160ZM191 153V152H190ZM51 154V155H52ZM59 154H58V157H59ZM90 154V155H89ZM93 154V155H92ZM119 154V153H118ZM135 154H137V153H135ZM153 154V153H152ZM164 153H162V155H163ZM169 154V153H168ZM172 154V153H171ZM171 154L170 155H167L168 157L169 156H171ZM180 154H182V153H180ZM57 155V154H56ZM65 155V154H64ZM73 155H75V156H73ZM133 155V154H132ZM131 155V156H132ZM151 155V154H150ZM153 155H155V154H153ZM165 155V154H164ZM192 155V154H191ZM106 156V155H105ZM135 156V155H134ZM141 156V155H140ZM139 156V157H140ZM195 156H197V155H195ZM50 157V156H49ZM80 157V158H79ZM137 157H138V155H137ZM154 157V156H153ZM161 157V156H160ZM180 158H181V156H179ZM184 157V156H183ZM192 159H193V156H190ZM202 157V156H201ZM51 158V157H50ZM83 158H84V160H89L87 163H85V161H83ZM134 158V157H133ZM141 158V157H140ZM158 158V157H157ZM157 158H155V159H157ZM163 158V157H162ZM185 158V157H184ZM45 159H47V158H45ZM82 159V160H81ZM119 159V158H118ZM134 159H139V158H134ZM143 158H141V160H142ZM187 159V158H186ZM197 159H198V157H197ZM75 160H80V161H82V163L84 162L85 163V165L84 166H81L80 167V169H78V166L80 165H76L75 166V164H77V162L75 161ZM120 160V159H119ZM171 160H173V158L171 159ZM181 160V159H180ZM182 160H184L183 158H182ZM194 160H195V162H196V159L194 158ZM221 160V159H220ZM73 161H75L74 163H73ZM113 161V160H112ZM115 161V160H114ZM147 161V164L150 162L148 159L146 160ZM174 161V160H173ZM191 161V160H190ZM218 161V160H217ZM216 161V162H217ZM221 161H223V160H221ZM122 162V161H121ZM143 162H144V160H143ZM155 162V161H154ZM225 162V161H224ZM79 163H81V162H79ZM112 164H113V162H111ZM115 163V162H114ZM171 163V162H170ZM219 163V162H218ZM222 163V162H221ZM226 163V162H225ZM237 163V162H236ZM238 163H241V162H238ZM116 164V167H117V165H120L119 163L117 164V163H115ZM114 164V165H115ZM122 165L124 164V162L123 163H121ZM144 167H145V169H147V167H150V166H147L146 167V163L144 162ZM172 164V163H171ZM170 164V165H171ZM179 164H182V163H179ZM184 164V163H183ZM224 164V163H223ZM227 164V163H226ZM225 164V165H226ZM72 165V166H71ZM128 165H130V162H129V160H128ZM174 165V164H173ZM176 165V167L178 168V166H177V164H175ZM228 165H229V163H228ZM68 166H71V167H77L76 169H78V170H76V169H73V171H72V168H70V167H68ZM127 165H124L123 166V168H125ZM152 166H153V164H152ZM220 166V165H219ZM222 166V165H221ZM220 166V167H221ZM224 166V165H223ZM222 166V167H223ZM235 166V165H234ZM234 166H232V167H234ZM237 166V165H236ZM68 167V168H67ZM73 167V168H74ZM95 167V168H94ZM115 167V168H116ZM130 166H128V168H129ZM167 167H168V165H167ZM169 167H171V166H169ZM118 168V167H117ZM132 169H134V171L136 170V168H133V167H131ZM183 168V167H182ZM192 168V167H191ZM224 169H227V168H225V167H223ZM132 169L131 170H128V172L129 171H131V172H133L132 171ZM150 169V168H149ZM151 169H153V168H151ZM174 169H176V168H174ZM180 169V168H179ZM26 170H27V172H26ZM70 170L73 172L72 174H70ZM103 171L105 170V168L104 169H102ZM122 170H124V169H122ZM121 170V171H122ZM126 170V169H125ZM125 170L124 171H122V172H124L125 173ZM171 170H173L172 169V167H171ZM182 170V169H181ZM231 170H232V168H231ZM98 171H100V170H98ZM102 171V172H103ZM149 171H151V170H149ZM176 171V170H175ZM180 171V170H179ZM29 172H31V171H29ZM88 172V174L86 175V173ZM128 172H126V173H128ZM151 172H153V171H151ZM177 172V171H176ZM103 173H105V172H103ZM118 173H120L121 174V172H119L118 171ZM117 173V174H118ZM124 173L122 174V175H124ZM154 173V172H153ZM152 173V174H153ZM173 173V172H172ZM59 174V172H57L56 174H55V176L56 175H58ZM59 174V175H60ZM117 174H116V177H115V175L114 176H110L111 178L109 179L108 177V181H110V182H112V181H114L115 183H116V185H114L115 187H113V185H112V188H115V189H111L110 190V192L108 191V190H106V191H108L110 194H114L115 192H120L121 190H117L116 191V189H119V188H121V186L122 187H126L125 185H126V182L124 183L123 182V177L122 176H120V178H121V180L119 181V179L118 180H116L115 178H117L118 176H117ZM129 174V173H128ZM126 175V176H129V175ZM132 174L133 173H131V175H130V177L132 178L131 179V181L132 180H134L133 178L135 177V172H134V176H132ZM137 174V173H136ZM139 174V173H138ZM140 174H144L143 172L142 173H140ZM173 174H175V173H173ZM180 174V173H179ZM193 174V173H192ZM147 175L149 176L150 174H149V172H147ZM166 175V174H165ZM165 175L163 176V178L165 177ZM191 175V174H190ZM54 176V177H55ZM70 176H72V177H70ZM91 176H94V177H92V180L90 181V180H88V177H91ZM98 176V177H97ZM151 176V175H150ZM173 176V175H172ZM188 176H189V174H188ZM57 177V176H56ZM69 177V178H68ZM112 177H113V179L114 180H112ZM153 176H151V178H152ZM155 177V176H154ZM167 177H169L170 178V176H167ZM190 177V176H189ZM61 178V179H62ZM74 178V179H75ZM105 178V177H104ZM119 178V177H118ZM137 178V177H136ZM150 177H148V178H145V179H149ZM156 178V177H155ZM166 178V177H165ZM176 178V177H175ZM5 179H7V180H5ZM25 179L27 180V181H25ZM54 179V178H53ZM55 179H57V178H55ZM59 179V178H58ZM78 179H80V178H76V181L78 180ZM80 179V180H81ZM86 179L88 180V181H90L89 183H88V181L86 182ZM100 179V178H99ZM99 179H97V180H99ZM102 179H103V177H102ZM101 179V180H102ZM125 179H128V178H125ZM124 179V181H126ZM190 179H191V177H190ZM11 180V183L10 182H7V181H10ZM63 180V179H62ZM73 180V179H72ZM96 180V181H97ZM117 182H116V181ZM128 180H130V178L128 179ZM128 180H127V182H128ZM139 180V179H138ZM141 180H143V179H141ZM156 180H160V179H156ZM155 180V181H156ZM170 180V179H169ZM172 180H174V179H172ZM171 180V181H172ZM25 181V182H24ZM56 181V180H55ZM59 182H60V179L58 180ZM63 181H65V180H63ZM62 181V182H63ZM74 181V180H73ZM95 181V182H96ZM100 181V180H99ZM98 181V182H99ZM105 181V180H104ZM103 181V182H104ZM130 181V182H131ZM136 181V180H135ZM152 181H154L153 179H152ZM152 181H151V184H152ZM1 182V183H2ZM27 182V183H26ZM61 182V183H62ZM69 182V181H68ZM103 182H100L102 185H98V184H100V183H98L97 185L100 187V186H103V184H105V183H103ZM124 183V186L123 185H121V184H123ZM129 182V183H130ZM143 182H145V181H143ZM142 182V183H143ZM147 182V181H146ZM145 182V184H147ZM159 182V181H158ZM60 183V184H61ZM72 183V182H71ZM71 183L69 184H67L66 183V181H65V184L66 185H70V186H73L74 187V185H71ZM76 183V182H75ZM93 183V182H92ZM97 183V182H96ZM29 184V183H28ZM63 184H64V182H63ZM77 184V183H76ZM75 184V186H77ZM88 184V185H87ZM132 184V183H131ZM136 184V183H135ZM134 184V185H135ZM164 184V183H163ZM168 184V183H167ZM3 185H5L4 183H3ZM96 185V186H97ZM130 185V184H129ZM138 185V184H137ZM143 185H144V183L141 185V187H143ZM1 186V185H0ZM21 186V187H20ZM91 186V185H90ZM105 186V185H104ZM136 186V185H135ZM144 186H146V185H144ZM149 186V185H148ZM156 186V185H155ZM155 186H152V187H155ZM2 188H3V186H1ZM6 188L8 187V186H5ZM133 187V186H132ZM151 187V186H150ZM156 187H158V186H156ZM5 188V189H6ZM9 188V187H8ZM72 188V187H71ZM75 188V187H74ZM98 187H96V189H97ZM109 188V187H108ZM137 188H139V187H136V189ZM147 188V187H146ZM161 188H162V186H161ZM4 189V190H5ZM19 189V190H18ZM27 189V188H26ZM89 189H90V187H89ZM100 189V188H99ZM98 189V190H99ZM101 189H103L102 187H101ZM133 189V188H132ZM140 189V188H139ZM143 189V191H146L144 188H142ZM153 189V188H152ZM207 189V188H206ZM229 189V188H228ZM231 189V188H230ZM18 190V191H17ZM92 190V189H91ZM89 191V192H92V191ZM113 190V191H112ZM131 190V189H130ZM148 190V189H147ZM154 190V189H153ZM156 190H157V188H156ZM224 190V189H223ZM227 190V189H226ZM225 190V191H226ZM126 191H129V190H126ZM136 191H138V190H136ZM142 190L140 191L141 193L143 192ZM233 191V190H232ZM9 192H10V194H9ZM103 192V191H102ZM102 192L100 193V191L98 192V193H100V194H102ZM108 192H106V195H107V193ZM114 192V193H113ZM125 192V191H124ZM123 191H122V193H124ZM129 192H131L132 194H134L135 192H134V190H133V192L132 191H129ZM129 192H127V194L125 195V193L124 194H122L121 192L120 193H118V194H116V196L117 195H119V194H122V195H125V196H128L129 195ZM229 192H231V191H229ZM243 192V191H242ZM22 193H26V190H25V192H22ZM93 193V192H92ZM94 193H96V192H94ZM96 194L95 195V197L97 196V195H99V196H97V197H99V198H102V197H100V196H102V195H100V194ZM130 193V194H131ZM145 192H143V195H145L144 194ZM147 193H149V191L147 192ZM157 193H159V192H157ZM226 193H228L227 191H226ZM236 193H239V192H236ZM2 194V195H3ZM12 194V195H11ZM28 194V193H27ZM27 194H24L25 196L27 195ZM79 193L77 194V195H80ZM89 194V193H88ZM105 194V190H104V192H103V195ZM138 195L140 194L139 193V191H138V193H137ZM152 194V193H151ZM230 194V193H229ZM242 194V193H241ZM23 195V194H22ZM37 195V194H36ZM93 195V194H92ZM115 195V194H114ZM149 195V194H148ZM147 195V196H148ZM233 195V193L231 194V196ZM4 196V197H5ZM107 196H111V195H107ZM131 195H129L128 196V198L130 197ZM133 196H135V195H133ZM133 196H131L130 198H132ZM233 196H235V195H233ZM239 196V195H238ZM1 197H2V200H4V201H6V202H3L2 200H1ZM0 197V200L5 204H8L10 201L8 200H5V199H3L4 197L3 196H1ZM19 197V198H18ZM24 197V196H23ZM37 197H42V195H40L39 194V196L37 195ZM36 197V199H38ZM83 197H85L84 199H86V200H84L83 199ZM104 198H105V196H103ZM138 197V196H137ZM141 197H144V196H141ZM140 197V198H141ZM158 197H159V195H158ZM28 198V197H27ZM81 198H79L78 200L80 201V199ZM89 198V200H90V198H93L92 196L91 197H88ZM99 198H94V200L95 199H98V200H95V201H97L98 203H100V202H102L101 204L103 205L104 203V198H103V200L104 201H101ZM117 199L119 198V197H116ZM122 198L124 199V196H122ZM135 198V197H134ZM146 198V197H145ZM154 198V197H153ZM243 198V197H242ZM33 199V198H32ZM36 199H34V200H36ZM110 200H112L111 199V197L109 198ZM116 199V201H118ZM121 199V198H120ZM139 199V198H138ZM150 199V198H149ZM148 199V200H149ZM31 200V199H30ZM29 200V201H30ZM88 200V202H93L94 203V200L93 201H89ZM106 200H107V198H106ZM113 200L115 201V197L113 198ZM125 200H127V198L125 199ZM144 200H147V198L146 199H144ZM247 199H245V201H246ZM1 201H0V204H2L1 203ZM13 201V200H12ZM15 201V200H14ZM20 201H23V202H21V204L22 203H24L25 201L27 202V199L26 200H20ZM86 201V202H85ZM100 201V202H99ZM114 201H111V202H114ZM121 202L120 203H122V201L123 200H120ZM143 201V200H142ZM8 202V203H7ZM17 202V201H16ZM25 202V203H26ZM77 202V201H76ZM76 202L75 203H73V204H75L76 205ZM97 202L95 203L97 206L96 207H103L104 208V206H98V204H97ZM145 202V201H144ZM30 203H31V201H30ZM80 203V202H79ZM106 204H108V202L106 201L105 202ZM117 203V202H116ZM120 203H119V205H120ZM10 204H11V206H13V202L11 203L10 202ZM9 204V205H10ZM21 204H19V205H21ZM72 204V205H73ZM81 204V203H80ZM80 204H78V205H80ZM95 204H92V205H95ZM111 204V203H110ZM113 204V203H112ZM118 204V203H117ZM123 204V203H122ZM138 204V203H137ZM136 204V205H137ZM149 204V203H148ZM3 205V204H2ZM1 205V206H2ZM22 205H24V204H22ZM72 205L70 206V208L72 207ZM75 205H73L74 207H75ZM77 205V206H78ZM90 204H88V206H89ZM92 205H90V207H93ZM115 204H113V206L112 207H110L109 205H108V207H110V208H113L114 210H115V206H117V205H115ZM240 205V204H239ZM0 206V207H1ZM4 206V205H3ZM6 206H8V205H6ZM77 206L75 207V209H73V210H71V209H69V210H71L69 213H68V218H70L69 220L71 221V222H69V223H67L66 222V220L67 221H69L68 219H66L67 217L65 216V214L64 213H66V212H63V213H60V214H64V215H62L61 217H64L65 216V221H63V222H61L60 223V221H57V222H59L58 224H59V227L61 228V226L60 225H62V224H66L67 223V225L68 224H72V219H74L72 216L74 215V214H76V213H80V211H81V207L80 206H78V207H80V210H79V208H77ZM106 206V205H105ZM149 206V205H148ZM83 207V206H82ZM85 207L87 208V206H84V209H83V211L85 210ZM95 207V208H96ZM120 207H122L121 205H120ZM145 207V206H144ZM234 207V206H233ZM68 207H66V209H67ZM109 208V209H110ZM136 208V207H135ZM146 208H147V206H146ZM149 208H151V206L149 207ZM238 208V207H237ZM65 209V210H66ZM78 209V210H77ZM94 209V208H93ZM105 209V208H104ZM120 209V208H119ZM118 209V207H117V210H119ZM144 209V208H143ZM158 209V208H157ZM65 210H63V211H65ZM87 210H89V207L86 209V211ZM95 210V209H94ZM101 210V209H100ZM103 210V209H102ZM114 210H112V212H114ZM122 210V209H121ZM130 210V209H129ZM128 210V211H129ZM132 210H134V209H132ZM83 211L81 212V213H83ZM98 211V210H97ZM105 211H107V210H105ZM124 211V210H123ZM140 211V210H139ZM218 211H219V209H218ZM234 211V210H233ZM232 211V212H233ZM237 211V210H236ZM235 211V212H236ZM242 211H244V210H242ZM242 211H241V213H242ZM1 212V211H0ZM12 212V211H11ZM94 212V211H93ZM92 212V213H93ZM117 212H119V211H117ZM126 212V211H125ZM131 212V211H130ZM144 212V211H143ZM143 212H141L142 214H143ZM147 211H145L144 213H146ZM150 212V211H149ZM153 212V211H152ZM187 212V211H186ZM12 213H14V212H12ZM11 213V214H12ZM80 213V214H81ZM87 213V212H86ZM135 213H137V212H135ZM185 213V212H184ZM184 213H182V214H184ZM244 213V212H243ZM242 213V214H243ZM1 214H3L2 212H1ZM15 214V213H14ZM13 214V215H14ZM60 214L58 215V217H60ZM79 214V215H80ZM97 214H98V212H97ZM97 214H95L94 216L96 217V216H98ZM101 214H103V213H101ZM109 214V213H108ZM113 214V213H112ZM112 214H110V215H112ZM129 214V213H128ZM151 214V213H150ZM241 214V215H242ZM250 214H251V212H250ZM18 215H19V213H18ZM77 215V214H76ZM76 215H74V216H76ZM85 215V214H84ZM88 215H89V213H88ZM93 215V214H92ZM105 215H107V214H105L104 213V218H105ZM121 215H124V214H121ZM227 215H229V214H227ZM235 215H236V213H235ZM239 215V214H238ZM245 215V214H244ZM247 215V214H246ZM3 216V215H2ZM2 216H0L1 218H2ZM6 216V215H5ZM24 215H22V216H19L21 219H19V218H17V219H14L13 221H15V223L13 224V226H12V224H11V222H8V223H10V224H8L9 226H10V228L11 227H13V229H15L16 231L18 230V228H20L21 227V225L22 224H27L28 222V220H29V216L27 217H23ZM94 216H90V217H93L94 218ZM100 216H102V215H100ZM99 216V217H100ZM118 216V215H117ZM119 216H120V214H119ZM133 216H134V214H133ZM137 216V215H136ZM138 216H139V214H138ZM180 216H182V215H180ZM229 216H231V215H229ZM256 216V215H255ZM4 217V216H3ZM14 217H16V216H14ZM23 217V218H22ZM57 217V220H60L59 218ZM71 217H72V219H71ZM80 217V216H79ZM85 217H87L88 219H90L89 218V216H85ZM107 217L108 216H106V218L105 219H107ZM120 217H123V216H120ZM126 217H127V215H126ZM179 217V216H178ZM184 217H185V214H184ZM190 218H192L191 216H189ZM210 217V216H209ZM240 217V216H239ZM238 217V218H239ZM244 217V216H243ZM247 217V216H246ZM246 217H244V218H246ZM250 217V216H249ZM11 218H12V216H11ZM11 218H10V220H11ZM83 218V217H82ZM86 218V219H87ZM104 218H99V220L100 219H102V220H104ZM112 218V217H111ZM124 218V217H123ZM183 218V217H182ZM234 218V217H233ZM237 218V219H238ZM252 218V217H251ZM250 218V219H251ZM254 218V217H253ZM13 219V218H12ZM18 219L21 221H19L18 222ZM62 219V218H61ZM76 219V218H75ZM86 219H84V220H86ZM109 219V218H108ZM119 219V218H118ZM120 219H122V218H120ZM125 219V218H124ZM180 219H181V217H180ZM189 219V218H188ZM194 219V218H193ZM235 219H236V217H235ZM249 219V218H248ZM250 219H249V221H250ZM256 219H258L259 220V217L257 216V218ZM3 220V219H2ZM10 220H7V221H10ZM17 220V221H16ZM31 220V219H30ZM63 220H64V218H63ZM92 219H90V221H91ZM93 220H95V218L93 219ZM97 220H98V218H97ZM116 220V219H115ZM114 220V221H115ZM206 220H208V219H206ZM209 220H211V219H209ZM213 221H212V223L213 222H216L215 221V219H212ZM227 220V219H226ZM233 220V219H232ZM244 220H246V219H244ZM7 221H5V223L7 222ZM75 221V220H74ZM76 221H78L77 219H76ZM89 220L87 221V222H90ZM105 221V220H104ZM108 221H111V220H108ZM191 221V220H190ZM220 221V220H219ZM224 221V220H223ZM235 221V220H234ZM238 221V220H237ZM243 221V220H242ZM242 221H239V222H242ZM247 221V220H246ZM255 221V220H254ZM82 222V221H81ZM86 222V221H85ZM84 222V223H85ZM86 222V223H87ZM112 222V221H111ZM200 222V221H199ZM231 222V221H230ZM239 222H237V223H239ZM244 222V221H243ZM250 222H252V221H250ZM250 222H249V225H250ZM77 223V222H76ZM85 223V224H86ZM99 223V222H98ZM101 223V222H100ZM107 223V222H106ZM113 223V222H112ZM152 223V222H151ZM165 223V222H164ZM163 223V224H164ZM178 223V222H177ZM211 223V224H212ZM235 223V222H234ZM244 223H246V222H244ZM256 223V222H255ZM1 224V223H0ZM57 224V225H58ZM79 224V223H78ZM111 224V223H110ZM116 224V223H115ZM202 224V223H201ZM221 224V223H220ZM240 224V223H239ZM257 224V223H256ZM5 226H6V224H4ZM54 225H56L55 224V221H54ZM67 225H65L66 227H68ZM74 225V226H73ZM83 225V224H82ZM112 225V224H111ZM168 225V224H167ZM166 225V226H167ZM181 225H183V224H181ZM185 225V224H184ZM216 225V224H215ZM223 224H221V225H219V226H222ZM241 225V224H240ZM243 225V224H242ZM70 226V225H69ZM72 226V227H71ZM70 226V228L68 229V230H70L71 228H74L75 227V224H72ZM87 226V225H86ZM112 226H115V225H112ZM180 225H178V227H179ZM190 227L191 226H193V225H189ZM188 226V227H189ZM223 226H225V225H223ZM222 226V227H223ZM246 226H248L247 224H246ZM257 226V225H256ZM24 227V226H23ZM55 227V226H54ZM58 227V226H57ZM57 227H55L56 229H57ZM58 227V228H59ZM66 227H64V228H62L63 230L66 228ZM78 227V229H79V226H77ZM81 227V226H80ZM117 227V226H116ZM164 227V226H163ZM184 227V226H183ZM205 227V226H204ZM208 228H209V225L207 226ZM207 227H205V228H207ZM222 227L220 228V230L222 229ZM245 227V226H244ZM250 227V226H249ZM59 228V229H60ZM180 228H182V226L180 227ZM185 228H187V227H185ZM192 228V227H191ZM228 228V227H227ZM241 228V227H240ZM251 229H253L252 227H250ZM257 228V227H256ZM255 228V229H256ZM0 229H1V226H0ZM54 229V228H53ZM55 229V230H56ZM61 229V230H62ZM78 229L76 230V231H78ZM83 229H85V228H83ZM82 229V230H83ZM168 229V228H167ZM183 229V228H182ZM189 230H190V228H188ZM195 229L197 230V231H195L196 233H198L199 231H198V229L199 228H196L195 227ZM204 229V228H203ZM202 229V230H203ZM216 229V228H215ZM226 229V228H225ZM229 229V228H228ZM234 229V228H233ZM236 229V228H235ZM242 229H243V226H242ZM251 229H249L250 231H251ZM258 229V228H257ZM259 229H261V228H259ZM263 229V228H262ZM3 230H5V227L3 226ZM7 230V229H6ZM5 230V231H6ZM8 230H11V229H8ZM15 230H13V231H15ZM20 230H22V228L20 229ZM207 229H205V231H206ZM208 230H210V229H208ZM79 231H81V229L79 230ZM179 231H181V230H179ZM182 231H186V230H182ZM194 230H191V232H193ZM230 231V230H229ZM247 231V230H246ZM254 231V230H253ZM262 231H264V230H262ZM1 232H2V230H1ZM53 232H55V231H53ZM62 231H60V233H58V235L60 234V236L61 235H64L63 233H61ZM212 232V231H211ZM219 232V231H218ZM223 232V231H222ZM224 232H225V230H224ZM228 232V231H227ZM232 232V231H231ZM8 233V232H7ZM6 233V234H7ZM9 233H10V231H9ZM17 233H18V231H17ZM82 233V232H81ZM200 233V232H199ZM204 233H207V232H204ZM209 233V232H208ZM213 233H214V231H213ZM226 233V232H225ZM261 233V232H260ZM0 234H3V232L2 233H0ZM56 234V233H55ZM189 234V233H188ZM191 234V239H192V236L194 237V234H192V233H190ZM216 234H217V232H216ZM219 234V233H218ZM235 234V233H234ZM243 234V233H242ZM262 234V233H261ZM37 235H39L38 233H37ZM52 235H54V233L52 234ZM68 235V234H67ZM78 235H80V234H78ZM89 235V234H88ZM88 235H86V236H88ZM185 235V234H184ZM183 235V236H184ZM200 235H202V234H200ZM209 235V234H208ZM247 235V234H246ZM252 235V234H251ZM256 235V234H255ZM259 235V234H258ZM258 235H257V237H258ZM34 236V235H33ZM60 236L58 237L57 235L55 236V238H60ZM73 235H71L70 237H72ZM74 236H76L77 237V235H74ZM73 236V237H74ZM85 236V235H84ZM90 236V235H89ZM88 236V237H89ZM187 236H189V235H187ZM205 236V235H204ZM210 236V235H209ZM214 236V235H213ZM213 236H211V237H213ZM216 236H218V235H216ZM223 236H224V234H223ZM241 236V235H240ZM253 236V235H252ZM261 236V235H260ZM35 238H37L38 236H34ZM63 237V236H62ZM76 237H74L75 238V240H77L76 239ZM82 237V236H81ZM81 237H79V238H81ZM186 237V236H185ZM207 236H205V238H206ZM218 237H220V236H218ZM218 237H214L215 239L216 238H218ZM225 237H227V236H225ZM230 237V236H229ZM239 237V236H238ZM256 236H255V238L254 239H256L257 238ZM34 238V239H35ZM187 238V237H186ZM195 238V237H194ZM198 238V237H197ZM199 238H201V236L199 237ZM198 238V239H199ZM205 238H201V239H205ZM209 238V237H208ZM240 238V237H239ZM253 238H252V240H253ZM33 239V240H34ZM54 239V238H53ZM61 239V238H60ZM81 239H85V241L87 240L86 238H81ZM80 239V243L82 244L83 242H81L82 240ZM188 239V238H187ZM220 239H221V237H220ZM230 239H233V238H230ZM236 239V238H235ZM251 239V238H250ZM31 239H29V241H27L26 240V243H28L29 242V244L30 245H27L26 243H24V245H25V247H30V246H34L35 245V243L33 244V242H31L30 241ZM57 240V239H56ZM79 240V239H78ZM77 240V241H78ZM90 239H88V241H89ZM205 240H207V238L205 239ZM211 240V239H210ZM219 240V239H218ZM241 240V238L239 239V241ZM248 240V239H247ZM34 241H38V240H34ZM72 241H74V240H71V242ZM84 241V242H85ZM88 241H86V242H88ZM151 241V240H150ZM149 241V242H150ZM153 241V240H152ZM173 241V240H172ZM188 241V240H187ZM195 241H196V239H195ZM194 241V242H195ZM209 241V240H208ZM217 241V240H216ZM220 242H221V240H219ZM231 241V240H230ZM237 241V240H236ZM254 241V240H253ZM38 242H40V241H38ZM37 242V243H38ZM74 242H76V241H74ZM74 242H72V243H74ZM185 242H186V240H185ZM189 242V241H188ZM191 242H192V240H191ZM200 242V241H199ZM205 242V241H204ZM211 242H212V240H211ZM224 242H226V241H224ZM234 242H235V240H234ZM244 242V241H243ZM255 242V241H254ZM257 242V241H256ZM79 243V244H80ZM157 243V242H156ZM187 243V242H186ZM196 243V242H195ZM210 243V242H209ZM215 243V242H214ZM222 243V242H221ZM231 243V242H230ZM245 243H249V242H245ZM253 243V242H252ZM251 243V244H252ZM78 242H77V244L75 243L74 245L77 247L78 245ZM86 244V243H85ZM150 244V243H149ZM152 244H153V242H152ZM151 244V245H152ZM170 244V243H169ZM173 243H171L170 245H167L168 247L169 246H171ZM198 244H200V243H198ZM204 244V243H203ZM202 244V245H203ZM211 244V243H210ZM210 244H208V245H210ZM218 244H220V243H218ZM226 245H227V243H225ZM229 244V243H228ZM264 243H262L261 244V246L263 245ZM37 245V244H36ZM83 245H84V243L82 244V246H80V247H78V249L79 248H81V247H83ZM112 245V244H111ZM150 245V247H152L153 248V246H151ZM155 245V244H154ZM159 245H162V244H159ZM175 245V244H174ZM174 245H172L171 246V248L174 246ZM190 245H193V244H190ZM190 245H189V247H190ZM201 245V246H202ZM214 245V244H213ZM221 245V244H220ZM254 245H256V244H254ZM23 246V245H22ZM32 246V247H33ZM85 246V245H84ZM214 246H216V244L214 245ZM25 247H23V249L25 248ZM25 248V249H32V247L31 248ZM88 247H91L90 245H88ZM94 247H96V246H94ZM187 247V246H186ZM188 247V248H189ZM196 247H198V246H196ZM200 247V246H199ZM212 247V246H211ZM254 247V246H253ZM252 247V248H253ZM263 247V246H262ZM99 248V247H98ZM109 248V247H108ZM108 248H105L106 250L108 249ZM124 248V247H123ZM176 248V247H175ZM188 248H187V250H188ZM218 248V247H217ZM233 247H231V249H232ZM236 248V247H235ZM247 248V247H246ZM256 248V247H255ZM259 248H260V246H259ZM77 249V248H76ZM84 249V248H83ZM92 249H93V247H92ZM186 249V248H185ZM191 249H192V247H191ZM199 249V248H198ZM212 249H213V247H212ZM258 249V248H257ZM256 249V251H258ZM81 250V249H80ZM94 250V249H93ZM96 250H99V249H96ZM95 250V251H96ZM102 250V249H101ZM104 250V249H103ZM114 251H115V249H113ZM125 249H123V251H124ZM128 250V249H127ZM193 250V249H192ZM214 250V249H213ZM264 250V249H263ZM83 253H84V255H85V252H84V250H81ZM87 251V250H86ZM100 251V250H99ZM110 251V250H109ZM118 250L116 249V252H117ZM121 251V250H120ZM220 251V250H219ZM218 251V252H219ZM244 251V250H243ZM126 252H128V251H126ZM189 253H191V251H188ZM195 252H198V251H195ZM223 252H225V251H223ZM71 253H73L74 254V252H71ZM76 253H79V252H76ZM87 253V252H86ZM91 253V251L89 252V254ZM94 253V252H93ZM101 253H102V251H101ZM106 253V252H105ZM112 253V252H111ZM118 253H120V252H118ZM122 253H124V252H122ZM219 253H221V252H219ZM227 253V252H226ZM95 254H96V252H95ZM98 254V253H97ZM117 254V253H116ZM225 254V253H224ZM254 254V253H253ZM256 254V253H255ZM87 255V254H86ZM107 255H109V254H107ZM106 255V256H107ZM112 255V254H111ZM118 255H120V254H118ZM125 255H126V253H125ZM238 255V254H237ZM72 256H74V258H79V256H83V255H81V253L79 254V256H75V254L74 255H72ZM93 256V255H92ZM98 256V255H97ZM99 256H102L101 254L99 255ZM98 256V257H99ZM105 256V259L107 258ZM114 256V255H113ZM127 256V255H126ZM125 256V257H126ZM130 256H132V254L130 255ZM135 256V255H134ZM134 256H132L133 258H134ZM189 256V255H188ZM192 256V255H191ZM216 256H217V254H216ZM221 256V255H220ZM226 256V255H225ZM238 256H240V255H238ZM241 256H243V255H241ZM254 256V255H253ZM256 256V255H255ZM70 257V256H69ZM85 257H87V256H85ZM110 257V256H109ZM212 257H214V256H212ZM222 257V256H221ZM224 257V256H223ZM223 257L221 258V261L223 260ZM227 257V256H226ZM225 257V258H226ZM229 257V256H228ZM231 257L232 256H230L229 257V259H231ZM247 257V256H246ZM260 256H258L257 258H259ZM71 258V257H70ZM70 258L68 259L67 258V260L69 261V262H71V261H74V258H71V261H70ZM81 258V257H80ZM87 258H90V257H87ZM87 258H85V259H87ZM93 257H91V259H92ZM95 258V257H94ZM101 258V257H100ZM124 258V257H123ZM133 258H131V259H133ZM185 258H187V257H185ZM190 258V257H189ZM194 258V257H193ZM217 258V257H216ZM234 258V257H233ZM237 258V257H236ZM249 258H252V257H249ZM248 258V259H249ZM73 259V260H72ZM84 259V260H85ZM110 259V258H109ZM115 259V258H114ZM120 259H122V258H120ZM125 259H127V257L125 258ZM136 259H138V258H136ZM135 259V260H136ZM139 259H142L141 257H139ZM139 259H138V261H139ZM145 259V258H144ZM212 260L214 259V258H211ZM219 259V258H218ZM227 259V258H226ZM241 259H242V257H241ZM254 259V258H253ZM79 260V259H78ZM95 260H97V259H95ZM103 260V259H102ZM102 260H100V261H102ZM110 260H112V262H113V259H110ZM124 260V259H123ZM190 260V259H189ZM211 260V261H212ZM240 260V259H239ZM260 260V259H259ZM258 260V261H259ZM68 261H66V262H68ZM81 261V260H80ZM93 261H94V259H93ZM107 261V260H106ZM109 261V260H108ZM114 261H119V260H114ZM121 261V260H120ZM128 262H129V260H127ZM127 261H125V262H127ZM134 261V260H133ZM217 261V260H216ZM220 261V259L218 260V262ZM238 261V260H237ZM236 261V262H237ZM247 261V260H246ZM246 261H244V262H246ZM252 261V260H251ZM258 261L257 262H255V263H258ZM262 261V260H261ZM65 262V263H66ZM97 262V261H96ZM96 262H94V263H96ZM98 262H99V259H98ZM125 262H123L124 264H125ZM137 262V261H136ZM228 262V261H227ZM233 262V261H232ZM241 262V261H240ZM243 262V263H244ZM73 263H75V261L73 262ZM78 263H81V262H78ZM83 263V262H82ZM85 263H88V261H85ZM111 263V262H110ZM110 263H108V264H110ZM114 263V262H113ZM113 263H111V264H113ZM117 263V262H116ZM139 263H141L140 261H139ZM148 263V262H147ZM211 263V262H210ZM226 263V262H225ZM230 263V262H229ZM242 263V262H241ZM254 263V262H253ZM254 263V264H255ZM68 264V263H67ZM72 264V263H71ZM101 264V263H100ZM118 264V263H117ZM128 264H133V262L132 263H128ZM149 264V263H148ZM152 264V263H151ZM212 264V263H211Z\"/></svg>",
	"mask_w": 264,
	"mask_h": 264
}]
</instances>
